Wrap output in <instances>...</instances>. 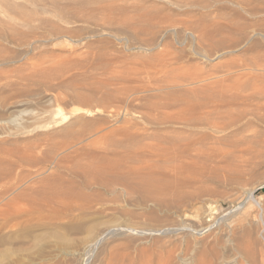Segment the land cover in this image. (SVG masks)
<instances>
[{
  "label": "rangeland",
  "instance_id": "1",
  "mask_svg": "<svg viewBox=\"0 0 264 264\" xmlns=\"http://www.w3.org/2000/svg\"><path fill=\"white\" fill-rule=\"evenodd\" d=\"M9 1H11V3H12L13 0H9ZM9 1L5 2V4H6L5 5L3 0H2L3 5L6 8H8L7 11L5 10V7H3V5L0 3V8H1V10H0L1 11L0 12V16H1L0 17V24L2 25L0 28L2 30H4V29L5 30H11V29L15 30V35H12L8 31H5V32L2 33V35H4L3 39H2V36H0L1 37L0 38V54H2V55H0V106H1V103H2V106L0 107V171H1L0 175H3L5 173H7L8 170L12 167V165L13 166L14 165L17 166L16 167L17 170L15 169L13 171L14 173L19 171V169H20L19 165H20L21 161H23L25 159H31L32 161H36L37 162V165L33 166L34 169H32V168H30L31 170L29 169L30 171H35L38 168L46 169L47 167H49V164L47 163V160L49 158H52V157L54 158L56 156H61L62 155V150L67 147L68 148L67 153L70 151L69 154L64 153L62 155L63 157L64 156H68V157H66L67 161L65 162V164L68 166V164H70V163L71 164H73V163L75 164L78 161H79L78 162L79 164L76 163L77 166L70 164L69 167L72 168V166H74L77 169L75 170V168H73L72 169L73 172H71V175H73L74 177L68 175L69 177H67L66 180H68V181L71 180L70 182H71V185L73 187H76L77 186L76 184H78V190H80V192L84 191V193H85V191H86L87 195H88V193H89V196L93 195L92 197L93 198L95 197V200L96 199L97 200L99 199L98 201L101 200V204L104 206V208L108 205L106 207V208H108L106 211L110 212V213H107V212H105V213L110 215L109 216V215L106 214V216H108L107 218H108V221H109V223H108L109 227L118 226V227H121V228H127V227L130 226V223H131L130 227H134V226H135V228L142 227L140 229L149 228L147 230H150V229L155 230V229L158 228L159 230H161V229L165 230V228H166V229L175 230V231L177 229V231H179L178 230L179 228H185L186 229V226H188L187 229L189 231H184L183 232V231L180 230L181 232H183L182 237L180 235L182 233L180 231L179 232L176 231L175 234H173L174 236L173 235L164 236V237L158 236L159 239H157L158 237L155 236L153 240L156 239L155 241H157V242L151 241L152 243L149 242L147 244H144V243L141 244V243H138V242H134L135 244L138 243L139 247L137 246V244L135 245L133 242H129V240L125 241V238H123V236L118 237L119 239L117 238V240H116V238H113V239H115V242H111V244L109 246V247L112 248L111 249V254H107V252L106 253H100L99 258L97 260H95L94 264H125V262H123V261H127L126 264L127 263L131 264L130 262H134L132 264H139V263L140 264H145V263L151 264V263H149L150 262L149 259H151V258H152V260H151L152 263L155 262L154 264L158 263V262H156V259L158 260V258L162 259V261H164L166 264H168V263L170 264V261H172V258H173L172 264H174V261L177 264H180V260L186 258L187 256L189 258L190 254H191L192 257L195 258V260H194V262H195V261H197V259L203 258V257H205L207 261L208 260L211 261V259H212L211 256H212V254H215V253L217 255L219 254L220 256L221 255L222 256H224V255H226V256L228 255L229 256L230 255L229 257L227 256L226 258L229 261H231L234 258L233 260H235L234 261L235 263L232 260L233 264H258V263L259 264H264V110L256 108V106L258 107V105L259 106H263L262 104L264 103V101L256 102V104L254 103V104H252L251 107H249L250 109L248 108V110H250V111L253 110L252 113L257 115V116L255 117V115H254V117H255V118L253 117L254 120H251V122L254 121L251 124L253 126L250 127L251 126L250 125L249 126L250 129L246 128L247 129L246 132L245 133L243 132V135L245 136V138L247 137V139L244 140L245 142L243 141V143L242 142L240 144L238 143L239 146L237 144H233V145H230V146L226 145V147L224 146L225 148L221 147L222 150H224L223 152L225 153V154L224 153L220 154L221 158H220V155H218V156L216 155L217 156L216 158L213 157L211 160L204 161V163L202 162V163H198L199 165H194V166H199V170L197 169V167H194L197 170L194 169L189 174L185 173L187 175V176L185 175V177H184V173H182L181 175H183V177H182V178H184L183 180L181 178V175L179 174L180 176L178 175L179 177H177V178H179V180H181V181L177 180L176 177H172L173 178V182L174 181L175 182L179 181L180 184L178 185L179 182H176V184L173 185L176 188L172 187V190L173 189L174 190L173 191L171 190V193L174 194L173 196L176 197V200H175L174 197H172L173 201L175 200V202L172 201V204H170L171 206L168 205L169 207L165 206V208H164L162 206V208H164L165 210H162L160 208V211H161L160 214H162V213L164 214V213H166L165 211L168 210L167 214L169 216L167 215V218L161 220L162 223L166 222V223H164L166 225L163 224L165 226V228H163V225H162L161 222H153L152 221L153 222V223L151 222L152 224L150 223V221L147 222L148 219H145V218H146V213H147L148 210H146V209L142 210L141 209V211H140L139 207L136 208L137 206L135 207L134 204L129 203V200H131L129 198V196L126 198V199H128V202L125 203L126 199L124 198L125 196L123 195L124 192L121 191L119 188L113 187V186H112L113 188L111 186H105V187L104 186H100V184L99 185L96 184L98 182L95 179H93L91 177L88 178L89 176L85 177L84 174H83V171H81L83 169L80 170L78 168V166L82 162H83L82 164L84 165V163L87 164L90 161L89 159H88L89 161L87 159H84L80 154H83V152H86V151H92V150L94 151L95 150L94 147L86 146L88 143L87 144L84 143V142L90 141V136H88L89 133H90L89 135H91L93 133L91 135V139L93 137H95V136L97 137L98 134H99V136H98L99 138L102 136L103 138L101 137L102 139L101 138H100L101 140L99 139V141H100L99 144H101L102 142H104V140L106 142L108 137H110L112 139L113 137H111L110 135L111 134L114 135V133H115V136H114L113 139H116V140L124 139L123 138L124 136L121 135L122 132L119 129L122 130L123 127L124 128H129L130 127V129H131L132 123H134L136 125H134V126L132 125V130H130L131 132H128V134H131V133H133L132 131L135 130L134 133L132 134L133 136L131 135V137H136V135L142 136L141 134H143L144 131H146L145 133H149V132H152V130H154V129L156 130V129L159 128V127L158 128L157 127L156 128L153 127L154 128L153 129L152 126L146 125L145 122H144L145 123L144 124L143 122L140 121V120L143 119L141 117H142V115L144 113L143 106L141 105L142 102L134 103V106L131 109H134L132 112H135V113H132V112H131L132 114L131 113H127L126 110H123L124 107H122V102L119 99L118 94H120V98H122V96H124V95H122L123 92H125V94H126L127 91H131L132 92V91L138 89V87H140V89H138V91H142V90H145V91H142L143 94L140 93L139 96H141V95L145 96V95L148 94L147 93L148 90L149 91L152 90V92L148 91L149 92V96H150L151 94L153 95V90L154 89L164 88L163 85H165V87H167L168 83H170V85L172 83V86H175L174 83H175V81H177V78H179L180 76L182 77V75H184V74L186 76L190 75L189 77L192 76V78L197 79V80H202L203 79V81L206 82V83L205 82L203 83V81H201V83L197 82L196 84L194 83V85H189L188 87H187L186 84H185L186 87H185V85L184 86L183 85L179 86L180 88L181 87L184 88V89L186 88L185 92L188 93L186 100H190V103L192 102L191 99L193 98V96H192V94L189 95V92L190 93L194 92L193 95H195L194 96L195 98H193V103L192 104H195L194 101L197 98H198L197 101L200 102L201 104H205V101H207V103H209V105H210L211 102L215 103L219 99H213L212 97H215L216 96L215 94L217 92H218L217 93L218 97L216 96V98H219L221 94H223V96H225L226 94L227 95H229V94L230 95H237L236 91L238 93H240L238 91L239 89H240V91H242L244 89L243 90L244 93H245V91L246 92H250V90L253 91V89L255 88V85H256V87L258 86V88H257L258 90H263L264 88H262V87H264V83H263L264 80H262V79H264V77L260 78L258 80V78L257 79H256V77L254 78L253 74H249L248 75V72H249L248 68H249V64L253 65V66H256L257 63H258V65L256 67L259 66L258 68L260 70L264 68V39L262 40L263 42H261L260 41L261 39L259 37H257L256 39L252 40L251 43H249L247 45H244V43H240L239 47L235 48L234 50H231L229 47L233 45V43H232V35L234 34L233 33L234 31L231 32L232 30H246V31H248V30H252L253 29V30H256V32L259 33L260 35L263 34V36H264V31H261V30H264V27H263L264 24L260 25V23H264V22H261V21H264V20H262L264 18V15H263L264 10H262V8L264 9V0H262V1L261 0H258V1H256V0L255 1L242 0L243 2H241V3L239 2L240 0H237V1L231 0V1L235 2V3L231 2L230 0H227V1L226 0H223V1L222 0H220V1L216 0L217 1L216 3L219 4V6L217 4H215L214 0L213 1L212 0H205V1H209V3L207 2L209 7H207V4H205L206 2L204 0L203 1L200 0V3L202 1L203 4L205 5L204 6L205 8L203 6L196 5L195 7L192 6L193 9L191 7H184V6L181 7V8H184V9H181L179 7L177 8V5H175L176 3L173 2L172 0H170V1H172L174 4L171 3L170 6L172 4L173 5L170 7L168 5L170 2L165 0L168 3V4L166 3L168 5L167 9L168 10L170 9L172 11V13H170L171 11L169 10L170 11V12H168L169 14L167 13V9H165V7H167V5L164 4V2H165L164 0H156V1L152 0V1H154V2H151L153 4L148 3L151 0H148V1L144 0V1H147V2H144L145 3L144 6L147 5L148 8L150 9V11L149 10H146V11L143 10L140 13H138L139 11L133 12V14H135L137 16V17L135 16L136 17L135 20H134V15H132L131 13H129V16H128V13H127V15L125 13H122L124 15L121 17V14H119L120 15L119 16L118 13H114L113 14V13H109L107 11L102 10V9L106 8L107 6L109 7L110 4H114V3H112L113 1H111V0H94L95 2L93 0H89L91 2L93 1L94 3L92 2V3H90L88 5L89 6L88 7L89 11H87L85 13L83 12L84 15H86L91 10L97 11V10H99L101 8H102L101 9L102 12L103 13L105 12L106 14L104 15L103 13H101V11L100 12L91 11L93 15H90V17L88 19L84 18L83 17L84 15H82V17H81L83 19H80V15H79L78 16L79 19L76 18V20L69 19V18L67 20V19L63 18L64 19L63 21L64 22L67 21V23H64L63 21H61L62 19H61L60 16H62V17H64V16L63 15H59V14L57 15L56 14L57 13L56 9L59 8V7L60 8H67V6H68V8H73V7H76L80 2L87 1V0H76L74 3H73L74 0H64V1H62V3L60 2V4H58L59 0L58 1L56 0V2L54 0H53V2H52V0H49V1L52 2L51 4H50L49 1L48 2L46 1V3H45V1H43L44 2L43 3L42 0H40V1L36 0V2L38 3V6H37L36 3H34V4H36L34 6V4H33L34 0H29V1L28 0H24V1L23 0H15L16 3H18V5L15 3V1H14L13 4L15 5V8L17 10H19V12L18 11L15 12L16 9L14 10V5L11 4L10 6H8L7 3H10ZM25 1H28V2H25ZM120 1L121 0H117L116 2L117 3L119 2L122 5H125L126 3L128 4L129 2L133 3V1H136V3L140 2L138 0H129V1L127 0L125 2L123 0H122L123 2H120ZM162 1H164V2H162ZM211 1H212V3H211ZM218 1L219 2L222 1V2L218 3ZM225 1L228 2V3H226ZM250 1H251V4L247 3V2H250ZM0 2H1V0H0ZM41 2L43 3V5H42ZM54 2L56 3L57 6L54 5ZM105 2H110V3L108 4V3H105ZM157 2H159V3H157ZM229 2H230V4L232 3L231 6H230ZM255 2H258V3L260 2V3L256 4ZM19 3L23 6V8L25 7L26 9L23 10V8L20 7ZM39 3L43 6L42 7L43 9H44V7L46 8V6H47V9L50 7L49 10L50 9L54 10L55 14H54V11H52L53 13L51 12L52 14L49 13L51 10L50 11L47 10L49 14H47V11L45 13V9L43 11V9L40 7L41 5ZM63 3H64V5H63ZM102 3H103V5L105 3L104 6H106V7H104L102 5ZM117 3H115V4H117ZM119 3L117 5H120ZM224 3H226V4H224ZM245 3L248 4L247 7H246ZM25 4H26V6H25ZM30 4H31V8L33 6L34 7L37 6L36 8L33 7L34 9H37V10H35L36 12H38V10L41 9L43 11V13H45L46 15L42 14L41 11L38 12V13L41 12V14L38 15L36 12H34L33 8L30 9V11H31L30 15L31 14H33V15H31L32 19H31V17H28V18H30V21L32 20L31 21L32 24L30 23V21H29V23H30V25L33 28L29 29V27L27 25H25V24H27V21H25V20H28V19H26L27 17H24L23 15H22L23 17L20 16V13L24 14L23 11H25L27 9L29 10V8H30L29 5ZM150 4H151L152 8H153V6H154V8H156V9L153 8L155 11L156 10H160V9H161V11L155 12L151 7H149ZM154 4H157V5H154ZM158 4H159V8L157 7ZM161 4H163V5H161ZM203 4L201 3L199 5H203ZM210 4H212V5H210ZM241 4L242 5L245 4V5H243L245 7H242ZM255 4H256V6H255ZM16 5H17V7H16ZM44 5H46V6H44ZM227 5H228V7L226 8ZM237 5L241 6V8L238 7ZM11 6H12V8H11ZM173 6L174 7L176 6L175 7L176 9L172 8ZM235 6L237 8H239V9H237ZM251 6H252V8H251ZM202 7H203V10L199 9V8H202ZM206 7L209 10L208 9L206 10ZM210 7H212V8L215 7V8L211 9ZM249 7L251 8V9H249L250 12H253V10H254L255 13L254 12L253 13L255 15L252 14V13L249 14L248 10H246V8L248 9ZM10 8L13 9L12 10L13 12L10 10ZM18 8H21V10H23V11L21 12L20 9H18ZM148 8L146 7L145 9H148ZM187 8H189V9H187ZM195 8H198L197 11L198 12L200 11L201 13L199 12L200 13L199 14L197 11L195 13V10H194ZM218 8H219V10L221 9L220 12H219ZM242 8H245V9H243V10H245V12L242 10ZM255 8H257L256 10H258V12L255 11ZM258 8H261V9H258ZM173 9H174V11H173ZM179 9H180V11H179ZM190 9H191L192 12H190ZM204 9H205V11H204ZM240 9L242 11H239ZM2 10L5 11V12L11 11L10 13H12V14L15 13L13 15L17 14V16L19 15L20 17L19 16L18 17L17 16H13V17L9 18L10 15H12V14L8 13L9 14L8 15L6 13V15H8V19H7V18H5L6 16L4 17L5 12L2 13L3 12ZM28 10H27V13H29ZM183 10H184V12H183ZM212 10H214L216 12L214 13V11H212ZM147 11H149V12H147ZM181 11H182V16H180L181 13L178 14V12H181ZM203 11H204V13H206L205 16H203L204 15ZM210 11H212V13H210ZM233 11H235V12L238 11V13H234ZM32 12H34L35 14L32 13ZM152 12H155V14L152 13ZM175 12L178 15H176ZM186 12L189 15H191V16H189ZM193 12L195 13V16L192 15V14H194ZM256 12L258 13V15H260V16L262 15L263 18H262V16L261 17L258 16ZM261 12H262V14H261ZM27 13L25 12L24 15L26 16ZM143 13L147 17L145 15H143ZM107 14H110V15L107 16ZM111 14H113L112 16L115 15L114 18L118 17L117 20L119 18L121 20V18H123V17L125 18V16L126 17L127 16L130 17V15H131V17L133 18V21H131L132 20L131 17L129 19L125 18V21H124V18L121 21L120 20L116 21V19H114L111 16ZM161 14H165V15L162 16ZM171 14L173 16L176 15V17H171L172 16ZM52 15L54 16L55 19H53ZM138 15H139V17H138ZM151 15H152V17H150ZM154 15H156V16L159 15V17L155 16L156 17L155 18V17H153ZM196 15H200V16H196ZM249 15H251V17ZM28 16H29V14H28ZM33 16H35L36 19H34ZM144 16H145V18H144ZM201 16H203L202 17L203 19H200ZM2 17H3V19H2ZM56 17H58L57 19H59L61 22L56 20ZM110 17H111V19H110ZM163 17H165L166 19H164ZM12 18H14V19L18 18L19 22H15V21H18V20L17 19L13 20ZM23 18H25V20ZM93 18H94L95 21L92 20ZM151 18H152V20H149ZM157 18H158V20L160 22L157 20ZM167 18H170V19H167ZM260 18H261V20L259 21ZM136 19H138L140 21H138ZM174 19L177 21L176 24H175V20ZM44 20H46V22L49 20L50 22L48 21V24H47L46 22H44ZM51 20H52V22L53 21L54 22H58L60 27L63 26L65 28L62 29L63 28L62 27L61 28L62 31H61L59 29L60 27H58L56 25L57 26V28H56L54 23H51ZM83 20H86V22L83 21ZM89 20H90V22H88ZM153 20H154V22H153ZM155 20H157V21H155ZM165 20H166L167 23H165ZM7 21L10 22V23L6 24ZM82 21H83V24H82ZM128 21L132 22V23H135V22L139 23L138 27H140V28H136V29H132V30H127L126 29L127 31H123L125 29L123 27V25H119V27H118V24H119L118 22H120V24L121 23L125 24V22H128ZM144 21L145 22L147 21V22L144 23ZM150 21H151V23L148 24V22H150ZM173 21H174V23H173ZM192 21H195L196 23L194 22V24H196V25H192L193 24ZM197 21H199V23ZM207 21H209V22H207ZM11 22L13 23L14 27L12 26ZM36 22L40 23V25L39 24L37 25ZM73 22H77L79 24H77V23L74 24ZM99 22H101V23L103 22L102 25L101 24L99 25ZM162 22L164 24H162ZM212 22H214L215 24L213 23V25L218 27V28H214L213 25L211 26L210 24H212ZM15 23L17 25H18V23L19 24L23 23V25L15 26ZM44 23L46 24V26H45ZM94 23H96V24L94 25ZM159 23H161V24H159ZM197 23H198V25H197ZM4 24H6L7 26L6 25L4 26ZM9 24L13 28L8 26ZM42 24H43V29H42V26H41ZM55 24H57V23H55ZM65 24H67V25L64 26ZM85 24H88V25H86L87 27L85 26ZM90 24L93 27L90 26ZM115 24H117V25H115ZM167 24H168V26H166ZM180 24H182V25H180ZM96 25L98 27H94ZM153 25H154V29H151V28H153L152 27ZM253 25H255L256 27H254ZM26 26H27V29L25 28ZM53 26L55 27L54 28L55 30L52 28ZM221 26H222V28H221ZM15 27H16V29H14ZM17 27H19V29ZM111 27H113V28H111ZM186 27L189 28V29H186ZM261 27H263V28H261ZM117 28H118V30H116ZM146 28H147V30L151 29L150 30L151 33L152 32L155 33V32L158 31V34L156 33V35L152 33L153 36H156V38L152 37L151 36L152 34L150 33V31L148 30L149 31L148 32L146 30ZM155 28L156 29L159 28V29L156 30ZM25 29H26V31L29 29L30 32H28L29 30L26 32ZM56 29H57L58 33H59V31H61L60 32L61 34L58 35V33L56 32ZM137 29L140 30V31H138ZM179 29H180V31H179ZM213 29L214 30H219V29H221V30H229L231 33H228L229 32L228 31L227 32L228 35L227 34H225V35L224 34L223 35L219 34V35H215V38L212 37L211 39H208L206 41L203 40L204 42H201V43H202V45H204V49H203L202 45L199 44L200 41L196 40L197 38L196 39L195 38H191L190 35H188V34H193L194 36H198V31H200V30H213ZM133 30H135V32ZM22 31H23L24 34L21 33ZM48 31L52 32V33L54 31V34H52V33L49 34ZM64 31L67 34H65ZM62 32H63V35H62ZM146 32H147V34H145ZM171 32H172V34H171ZM25 33L26 34L29 33V34L26 35ZM31 33H34V34L31 35ZM55 33H57V34L55 35ZM6 34L8 35V37H6L7 36ZM20 34L23 35V36H21ZM64 34H65V36H64ZM199 34H200V32H199ZM164 35L169 36V37L171 35H173V36H172V39H170L171 37L170 38L167 37L166 39H164L163 38V37H165ZM9 36H10L11 39L15 38L18 41L14 40V42H13V39L10 40ZM20 36H21V39L23 37L24 40L22 39V41L24 43L20 40ZM45 36H46V38H45ZM52 36H54V37H52ZM220 36L222 38H220ZM16 37L19 38V39H17ZM151 37L154 38V39H152ZM175 37H176V40H175ZM26 38H28L29 41L26 40ZM149 38L152 39L150 42H149V40H150ZM179 38H183V39H179ZM217 38H219V39H217ZM155 39H158L159 41L155 40ZM167 39L170 40L169 43L171 45V48L169 47L170 45L167 42L168 41ZM223 39H224V42H221ZM154 40H155L156 47L158 46L157 48L155 47L154 43H151V42H154ZM165 41L167 42L168 45L166 43H164ZM197 41H199V43H197ZM207 41H209V42H207ZM256 41H257V43L259 42L258 43L259 45L255 43ZM189 42L190 43L194 42L195 44L192 43L191 45H189L190 44ZM210 42H212V44H213V45L209 44L211 47L208 46V43H210ZM178 43H180V46H179ZM183 43H185V44H183ZM186 43H188V44H186ZM19 44H21V45H19ZM182 44L184 46H182ZM151 45H152V49L150 50L149 48H151ZM153 45H154V47H153ZM220 45L224 49H221L219 47ZM144 46L146 48H148V49L145 50L146 48ZM187 46H189V47H187ZM227 46H228V49L225 48ZM257 46H259V47L262 46V47L259 48ZM174 47H175V49H174ZM184 47L186 49L187 48L188 49L186 50V49H184ZM196 47H198L197 49L200 48L199 50H201V51L198 50L199 52H197V50L195 49ZM206 47H207V50H206ZM208 48H210V49H208ZM211 48H215V50H213ZM176 49L179 52H177ZM193 49L196 50V51L194 50V54H193ZM166 50L167 51L169 50V53ZM180 50L181 51L183 50V51L181 52ZM217 50L221 51V52L218 54ZM222 50H224V52H226L228 50H231V51H229V53L226 54V55H220L221 53H223ZM170 51H173L172 52L173 54ZM211 51H213V52H211ZM232 52H234V53H232ZM175 53H176V55H174ZM185 53L188 55V57H187V55ZM207 53L210 54V55L211 54L212 55L213 54L214 55H216V54L220 55V58L219 57L217 58L216 57L217 55L216 56H214V55L210 56ZM173 55L175 56V59H176L175 61L173 60L174 59ZM189 55H190V57H189ZM192 55H194V57ZM196 55H198L201 58V60L199 58L195 59V57H198ZM227 55H228V57H226ZM177 56H179V57H177ZM202 56H205V57H202ZM211 57H215V58H211ZM208 58H210L211 61H210V59L207 60ZM168 59H169V61H168ZM202 59H203V61L206 59V61L203 62ZM162 61H164V62H162ZM165 61L168 64V66L165 64ZM163 63L166 66H164ZM246 63H247V67L245 66ZM230 64H232V65L234 64V65L231 66ZM160 65H162V66H160ZM191 65H193V67ZM235 65L236 66L238 65L239 67H235ZM240 65L243 66V67H246V71H243V69H242V67ZM260 66H261V68H260ZM160 67H162V68L164 67V69L167 68L168 71H166V73L167 72L170 73V71H171V73L170 74L167 73V76H165L166 75V73H165L166 69L163 71V69L160 68ZM226 67H228V68H226ZM191 68H193V69H191ZM157 69H159V71ZM200 69H202L204 71L205 74L203 72L202 73H203V75H205L204 76L205 79L203 78V75H200V74H202ZM196 70H197V72H199V71L200 72L198 74H196L197 73ZM229 70H231V71H229ZM235 70H237V71H235ZM146 71H147L148 75H147ZM183 71H185V73ZM190 71H192V72H190ZM238 71H239V73L235 74V72H238ZM241 71L243 73H241ZM156 72H161L160 76L163 75V74L164 75L162 77L158 78L159 77V73H156ZM162 72H163V74H162ZM233 72H234V75L229 76L230 80H232L233 82L232 81H228L227 79L229 77L227 78V76L232 74ZM190 73H192V75ZM225 74H227V76H225ZM238 74L244 75L243 76L244 78L242 76L240 77V75H238ZM146 75L149 76V77L151 76V77L148 79V77ZM185 75H184V77H186ZM194 75H195V77H194ZM197 75H199V76H197ZM232 76L235 79L238 78L239 81L238 82H237V80L235 81V79H233ZM245 76L246 77L248 76L247 77L248 79ZM135 77H136L137 81L135 80ZM144 77H147V78L144 79ZM153 77H155L156 79L158 78V80L161 79V78L162 79L159 80V81L158 80L155 81L153 79V81H152ZM165 77H168L171 80H168ZM175 77H176V80H174ZM123 78H124V80H123ZM164 78H165L166 81L163 84ZM249 78H253L254 80L251 81V79H249ZM131 79L132 80L134 79L135 83H133ZM140 79H141V81L143 83L140 82ZM146 79L149 80V81L147 80L148 83L144 82ZM245 79L249 80L248 81L249 83H247V81ZM122 80L124 82L126 80L127 81L124 84ZM150 80L152 82H150ZM172 80H174V81H172ZM197 80H195V82ZM219 80H221V81H219ZM223 80H225L224 81L225 83L223 82ZM257 80L258 81L261 80L260 82L262 84L260 82H258V84H257V82H256ZM154 81L155 82H159V83H161L160 81H162L161 84H163V85H160V84L158 85L157 83L155 85ZM217 82H223V83L217 84ZM226 82H228V83H226ZM253 82H254V84H253L254 88L251 87ZM140 83H142L143 85L141 84L140 86L138 85V87H137L136 85L140 84ZM144 83H145L146 87H144L145 86ZM151 83H152V85H150ZM230 83H231V85H230ZM240 83H241V85H239ZM127 84H128V86H127ZM221 84L222 85L224 84V86H222ZM123 85H126L127 89H126V86H123ZM133 85L135 87H132ZM170 85L168 84L169 87H170ZM259 85H261V86L263 85V86L259 87ZM121 86H123V88ZM161 86H163V87H161ZM201 86H204L205 89L203 87H201ZM207 86H208V88H207ZM221 86L224 87V88H221ZM141 87H143V88L141 89ZM229 87H230V89H229ZM233 87H235V88H233ZM192 88H193V91L191 90ZM201 88H202V90H201ZM236 88H237V90H236ZM146 89H147V91H146ZM227 89H228V92L226 91ZM257 89H254V90H257ZM116 90L117 91L119 90V91L117 92ZM174 90H175V92H173ZM174 90H172V89L170 90L171 93L173 92V94H171V98L172 99L170 98V95H169L170 91H169V94H168L169 96L167 95L168 90L164 91L166 93L165 95H164V92H163V94H160L159 97H162V99H164L165 101L169 99V101H166V102H170L171 101V102H174V103L175 102L178 103L177 102L178 99H179V101L182 100V102H183V100L186 97H184V99H183L182 96L176 95L177 94L176 93V89H174ZM203 90L206 93L208 91V93L207 94L205 93V95L208 98L210 97L209 101H211V102L208 101V98L206 96L205 97L207 99H205ZM231 90H233V91L236 90V91L233 92ZM198 91L199 92H203V93H201L202 95L199 94ZM212 91L213 92L216 91V93L213 94ZM229 91H231V92H229ZM210 92H212V93H210ZM114 93H117V97L118 98L116 97V95ZM197 93H198V96H197ZM209 93L211 94V96H210ZM174 94L176 95V97L174 96ZM212 94H213V96H212ZM110 95H112V97ZM182 95H184V94H182ZM108 96L111 97V98L108 99ZM166 96H168L169 98H167ZM184 96H186V95H184ZM201 96H203V97H201ZM105 97H106V99H105ZM113 97L114 98L116 97L115 101L113 100L114 99ZM173 97H174V100L176 98H177V100L174 101ZM45 98H46V100H45ZM159 99L160 98H156V100H155V98H153L151 100L154 102V101H158ZM112 101H113V103H111ZM182 102L180 101L179 103H182ZM186 102H188V105H191L189 103V101H186ZM186 102H183V103H186ZM116 103H118V104H116ZM138 103L140 104V106H139ZM114 104H115V106H114ZM218 104L220 105L221 103L218 101L216 105H218ZM253 105L254 106L256 105V106L254 107ZM221 106H223V105L221 104ZM139 107H141L142 109L140 110ZM179 107H177V108H179ZM119 108H120V110H119ZM137 108H138V110H137ZM240 108H241V106H240ZM240 108L238 110H240ZM56 109H60V110L63 111L62 112V116L61 117L59 116L60 119L58 118V116L56 117L55 115H53L54 111ZM115 109H118L119 111L116 110V113H114ZM233 109L231 111H233ZM82 110H84V111H82ZM138 111L142 112L141 115L137 114V113H140ZM86 112H87V114H85ZM99 112H101V113H99ZM112 112H113V114H111ZM254 112H258V113L256 114ZM100 114H102V115H100ZM115 114H116V116H115ZM127 114H129L130 116L127 115ZM136 114L138 116H136ZM133 115H135V117ZM80 116H82V117H80ZM123 116H125L124 119H123ZM131 116H133L135 118V120ZM112 117H114V118H112ZM127 117H128L129 120H132V123H130L131 121L127 120ZM257 117H259V118H257ZM260 117H261V119H260ZM56 118H58V119L56 120ZM117 118H120V119H118V121H117ZM137 118H139V119H137ZM15 120H17V121H15ZM124 120L128 121V122H125ZM133 120H134V122H133ZM120 121H121V123H120ZM142 121H144V120H142ZM122 122H125L124 126L122 125L123 124ZM140 122H141L142 126L140 125ZM58 123H60V124H58ZM127 123H130L129 126H128ZM137 123H139L138 127H137V125H138ZM90 124H92L93 126H91ZM86 125H88V126H86ZM67 126L68 127L71 126V128H73V130H75L72 136H75L78 133V135L75 136L76 139L78 138L77 140H80V142H81V139L85 140V141L82 140L83 143L81 142V145L79 144V142H77V140L75 141L74 137L73 138H69L70 139V140H68L69 143L66 141L68 138L64 139L63 136H62L63 138L60 137L61 135L58 134L59 131L61 129L67 127ZM89 127L90 128L92 127L91 129L94 130V131H91L92 133L88 129ZM96 127H98V128L95 130ZM99 127H100V129H99ZM118 127H119V129H118ZM135 127H137V128H135ZM142 127H143V129H142ZM86 128H87V131L89 132L88 134H87V132L85 133V131H86L85 129ZM101 128H102V130H101ZM105 128H107V130ZM116 128H117V131H116ZM48 129H50V130H48ZM136 129H138V130H136ZM140 129H142V130H140ZM146 129L147 130L151 129V131L149 130L147 132ZM98 130H100V132L97 133ZM112 130H114L113 133L111 132ZM118 130L121 132L120 135H119L120 132ZM136 131L138 133H140V132L141 133L138 134V133H136ZM161 131L163 133V130H161L160 128L158 130H156L155 133L157 134V137H155V138H158V132H159V136L160 135L162 136ZM94 132H96L95 135H94ZM101 132H104L105 134L103 133V135H102ZM107 132H109L110 135ZM117 132H119V133H117ZM81 133L82 134L85 133L84 136L87 134L88 137H82L81 136V139H80L79 136H80ZM107 134L109 136H107ZM104 135L107 136L106 139L104 138ZM96 137H95V139L98 138V137L97 138ZM125 141H126V139H125ZM64 143L67 144L66 147H65ZM60 145H62V146L64 145L63 146L64 148L61 149L59 147ZM70 145H72V146H70ZM73 145L75 147H76V145H78V147H80V148L76 147V150H78L79 152L74 149L75 147ZM51 146L53 147L54 151L52 150ZM83 147H84V149H83ZM57 148H60L59 151H58ZM50 149H51V152H50ZM52 151H53V153H52ZM60 152H61V154H60ZM58 154H60V155H58ZM231 154H232V156H231ZM77 155H79L81 158L80 157L78 158ZM226 157H228V158H226ZM72 158H76L75 160L73 159V163H72V161L70 162V160ZM37 159L40 161L41 166L38 165L39 161ZM68 160H69L70 163L68 162ZM207 163H209V165ZM213 163H214L215 166L213 165ZM42 164H43V166H42ZM82 164H81V166H82ZM201 164H203V165H201ZM205 164H206L207 167L210 166V164H212L211 167H208V168H210L209 170H208V168L206 166H204ZM45 165H46V167H45ZM87 165H89V164H87ZM1 166H4L3 167V171L1 169ZM200 166H202V167H200ZM243 166H244V168H243ZM203 167H205V169H207V170H205ZM6 168H9V169H6ZM212 168H213V170H212ZM24 169H27V168H24ZM74 170H75V174H73ZM64 171L65 170H63V172ZM195 171L198 172L197 176H195V174H197V173L194 174ZM57 172L59 174H61V173L64 174L60 170L57 171ZM200 172H201V174H199ZM49 174H53V169H50V173ZM190 174H192V176ZM75 175H77V176L75 177ZM61 176L63 178H66L67 175L65 173V176L64 175H61ZM188 176L189 177L191 176V178H189ZM198 176H199V178H197ZM194 177L196 178V180H195ZM83 178H85V180ZM192 178H194V179H192ZM92 180H94L95 182L92 181ZM185 180H188V181H185ZM3 181L5 182L6 180H3ZM79 181H80V185L78 183ZM81 181H82V183L84 185L81 184ZM86 181H87V183H86ZM192 181H193V183H195L194 185H193ZM75 182H77V183L75 184ZM92 182H94L95 184H91ZM188 182L191 184L190 185L191 186V190L189 189L190 186H187L189 184ZM72 183H74L76 186H74V184H72ZM183 183H185V184H183ZM181 184L184 185L185 187L184 186L180 187ZM81 185H83V186H81ZM95 185H97V186H95ZM192 187H193V189H192ZM187 188H188V191H189L188 193H187ZM87 189L89 191H87ZM94 191H95L94 194L96 196H98V197L94 196V194L92 193ZM183 191L186 192L187 194L186 193L184 194ZM97 192H99V193H97ZM249 192L253 193V201H249L248 200V193ZM100 193H102L101 194L102 197L107 202H104L102 197H100L101 196ZM181 194H183V195H181ZM196 194H197V196L198 195L199 196L197 197ZM227 194H229V195H227ZM116 195H117V197H116ZM178 195H179V197H178ZM182 196H184V197H182ZM177 197L180 199L179 201H178ZM111 198H115V199L112 201ZM110 199H111V202H114V201H116V202L111 204L109 202ZM117 199H119V200H117ZM181 199H183V200H181ZM102 200H103V202H102ZM177 201L180 202V204ZM127 205H128V207H127ZM129 205H131V206H129ZM207 205H209L211 207H213V206L215 207L216 206V209L212 208L213 210H210L211 214L215 213V214H213V216L209 213V209H208ZM174 206H175V208H174ZM199 206H201V207H199ZM118 208H119V210L122 209L121 210L122 212L121 211L118 212L117 211ZM168 208L172 209V210L176 209L177 211H176V213H175V210H173L174 213H173L172 210H171L172 212L171 211L169 212ZM194 208H195L196 211H194ZM199 208L200 209L202 208L201 212H200ZM203 208H204V210H203ZM217 208H218V210H217ZM197 209H199V210H197ZM214 209H215V211H214ZM123 210H128V212H132L134 214L129 215L127 212L125 213ZM111 211H113V214L111 213ZM193 211H194V213H193ZM212 211H214V212H212ZM231 211H233V213ZM177 212L178 213L180 212L181 214L180 213L179 214L181 216H179V214ZM197 212H198V214H200L199 215V219L201 218L200 221H202L199 224L197 223V221H196V224H195L192 220H190V219H192V216H194V214L197 213ZM206 212H207V214H206ZM120 213H122V215L125 214L126 216H124V215L121 216ZM141 213H143V214H141ZM190 213H193V214H190ZM208 213L210 214V217L212 219L211 222H209L210 225H211V228H210L211 231H208V232H205V233L200 232L201 234L199 233V235H198V233L195 232V230L198 231L199 229L201 230L202 228H204V226H203L204 224H202L203 227H201L200 225H201V223H206L208 220H210V217L208 216ZM160 214H159V216H162ZM185 214H187V216H189L190 218L187 217ZM144 215H145V217H142ZM132 216H134V217H132ZM95 217H92V218H95ZM125 217H127V218L131 217V218L127 219ZM87 218L89 220V217H87ZM87 218H85V219L87 220ZM98 218L99 217H97L96 219H98ZM181 218L182 219L185 218L186 222H185L184 219L182 220ZM206 218L208 220H206ZM204 219H205V221H203ZM216 219H217V222L213 223V222L216 221ZM90 220H91V216H90ZM167 221H169V222L167 223ZM171 221L175 224L174 227H176V228L173 227V225H172L173 223L171 224ZM65 222H67V221L65 220ZM177 222H178L179 225L176 224ZM187 222H189L191 224H189ZM55 223H60V222H56L55 220L49 218V216H44L43 215V216H41L40 218H37V219L27 220V222L25 224L26 225H40L41 227H43L44 225L55 224ZM61 223H64V221L61 222ZM117 223H118V225H116ZM119 223L120 224L122 223V225H119ZM127 223H128V226H127ZM159 223H161V224H159ZM209 223L207 222V226H208ZM212 223L215 226H213ZM132 224H135V225L133 226ZM158 224L162 225L161 229H160V227H157V228L156 227H149V226H155V225L158 226ZM167 224H169L170 226L172 225L171 229L169 228V226ZM183 224H184V227H183ZM124 225H125V227H124ZM193 225H194V227L196 226L195 227L196 229L193 227ZM219 225L220 226L222 225L221 226L222 229H220ZM143 226H144V228H143ZM146 226H148V227H146ZM189 226L191 228H189ZM225 226H227L226 227L227 230L225 229ZM214 227L215 228L219 227V228L217 230ZM214 229H215V231H214ZM225 231H227V232H225ZM40 232L41 231H39L38 233L40 234ZM172 233H174V231ZM190 233H191V235H190ZM218 233L219 234H222V233L224 234V235H221L222 238H221V236H219ZM226 233H228V234H226ZM248 234H249V237L247 236ZM227 235H229V236H227ZM225 236H226V238H225ZM250 236H251V238H250ZM165 237H168V238H165ZM185 237H186V239H185ZM233 237H234V240H233ZM79 238H81V237L65 236V239H71L70 241H65V240L54 238V237L45 236L44 239L42 240V242L38 243L39 246L36 245L33 249H31L28 252V254H24L22 256H18L16 254L15 255H11L9 260L11 262H15L16 264H32L37 259L39 251L41 252V250H42L44 252V254H46L49 251L63 250V249H66L67 247L72 248V247L78 245L76 240L79 239ZM160 238H163V239L165 238V240H167V241H170V239H171L174 243L177 242L178 244H176V243L175 244L178 245L179 250L180 249L181 250L177 251L176 250L177 247H175L174 243H172L171 241L170 242L172 244L170 242L167 243V241L165 242V240L163 241V239H160ZM176 238H178V239H176ZM191 238H193V240ZM200 238L202 239V242H199V241H201ZM180 239H185V240L183 241V240H180ZM187 239H190V240L188 241ZM203 239H205V241H203ZM223 239H225V240H223ZM118 240H120V241H118ZM160 240L162 242H160ZM221 240H223V241L221 242ZM227 240L229 241V243H228ZM232 240H233V242H232ZM253 240H254V243L255 242L258 243L259 247H255L254 246L258 250L254 249L253 245H256L257 243L253 244ZM193 241H195V242H193ZM258 241L260 242V244H259ZM197 242L201 244V245L199 244V246L203 250L202 249L200 250L198 248L199 246H197L198 245ZM217 242H219V245L221 244V246H218V244L216 245ZM224 242H226V245H225ZM126 243H127V246H126ZM161 243L166 244V245H163ZM192 243H194V244H192ZM237 243H239V244H237ZM158 244H160L161 246L163 245L165 247L162 246L163 247L162 248ZM189 244H190V246H188ZM202 244H204V245L202 246ZM122 245H124V246H122ZM173 245H174L175 248L172 247ZM179 245H182V246H179ZM228 245H229V247H228ZM238 245H240V246H238ZM251 245H252L253 248H251ZM258 245H256V246H258ZM118 246H120V247H118ZM128 246H130V247H128ZM134 247H136V248L133 249ZM147 247H148V250L147 249L145 250L144 248H147ZM188 247H189L190 250H188ZM221 247L223 249H225V250H223ZM129 248H130V251H129ZM184 248H186V249L184 250ZM193 248L195 249L194 252L197 253V254H195L193 252V250L191 251V249H193ZM108 249L109 248H107V251H108ZM141 249H142V251H141ZM251 249L252 250L254 249L253 250L254 251L253 254L254 253L255 254L253 256H251L252 255V250ZM135 250L138 253L135 252ZM168 250H169V253H168ZM210 250H213V252L211 251L212 254H210L211 253ZM255 250L258 253L255 252ZM118 251H119V253H117ZM124 251L125 252H130L129 255H127L128 253H125ZM147 251H149L150 254ZM181 251H183V253ZM204 251L207 252V255H206V252H204ZM216 251H218L219 253H217ZM221 251L223 252V254H222ZM238 251H240V252H238ZM133 252H135V254ZM142 252H143V254H141ZM155 252H156V254H158V258L154 257L153 254H155ZM159 252H161L162 254L164 253V256H160L159 257V255H160ZM170 252H171V254H175V256L171 255ZM172 252H174V253H172ZM144 253L146 255H144ZM167 253L169 255H171V256H168ZM188 253H190V254H188ZM198 253H200V256L198 255ZM245 253L247 254V256H248V253L250 255L247 257ZM156 254H155V256H156ZM151 255H153V256L150 257ZM180 255H181V257H180ZM185 255H186V257H185ZM165 256H168V258L165 257ZM231 256H233V257L231 258ZM153 257L155 258V261H154ZM161 257L167 258V259L163 260V258H161ZM250 257H253V259L251 258V260L249 261ZM254 257L256 259H258V261L255 259V263H253L254 262ZM116 258H118V259H116ZM169 258L171 259L170 261H169ZM24 259H26V260H24ZM85 259H86V254H84L81 257V260H80L81 263H83ZM119 260H121V261H119ZM141 260H142L143 263L139 262ZM159 261H161V260H159ZM162 261L159 262V263L162 264L163 263ZM5 262L6 261L4 260L2 263H5ZM165 263H163V264H165ZM215 263L222 264V263H220V261L219 262H216V261H213V260L211 261V264H215ZM194 264H196V262ZM207 264H209V263H207Z\"/></svg>",
  "mask_w": 264,
  "mask_h": 264
},
{
  "label": "bare ground",
  "instance_id": "2",
  "mask_svg": "<svg viewBox=\"0 0 264 264\" xmlns=\"http://www.w3.org/2000/svg\"><path fill=\"white\" fill-rule=\"evenodd\" d=\"M5 0H3V2H4ZM7 1H9V0H6L5 2H7ZM14 1L15 0H13L12 1V3H11V1H9L10 3H7L8 4V6H10L11 4L12 5H14L13 3H14ZM24 1V0H23ZM22 1V2H23ZM29 1V0H28ZM28 1H25V2H28ZM35 1V2H34ZM33 1V4L34 3H36L37 4V6H38V3L36 2V0H34ZM37 1H40V0H37ZM43 1H45V3H46V1L48 2L49 0H42V2ZM55 2H56V0H54ZM58 1V0H57ZM62 1H64V0H59V2H58V4H60V2L62 3ZM76 0H74L73 1V3L75 2ZM94 1V0H93ZM92 1V2H93ZM111 1H113L112 3H114V4H110V6L107 8L106 6H104L105 5V3H110V2H105L104 3V5H103V3H102V5L104 6V7H106V8H104V9H102V10H104V11H107V12H109V13H118V15L119 14H121V17L124 15V14H122V13H125L126 15H127V13H128V16H129V13H131L132 15H134V20H135V18L137 17L135 14H133V12H136V11H139L138 13H140L141 11H143V10H149L150 11V9L148 8V6L146 5V6H144V2H147V1H144V0H138V1H140V2H137L136 3V1H133V3H131V2H129L128 4L126 3L125 5H122L121 3H119L120 5H117L118 3L116 2L117 0H111ZM124 2L125 1H127V0H123ZM122 0L120 1V2H123ZM129 1V0H128ZM143 1V2H142ZM156 1V0H155ZM165 1V0H164ZM164 1H162V2H164ZM168 2H170L169 4L165 1L164 2V4H168L169 6H170V4L171 3H173V2H175L176 4L175 5H177V8L179 7V8H181L182 6H184V7H191L192 8V6L193 7H195L196 5H198V6H205L204 4H203V0L201 1V3L203 4V5H199V4H201L200 3V0L198 1V0H172V1H170V0H167ZM205 1V0H204ZM213 1V0H212ZM212 1H211V3H212ZM215 1V4H217L216 2V0H214ZM220 1V0H219ZM218 1V3H221V2H219ZM227 1V0H226ZM225 1V2H226ZM231 1V0H230ZM235 1H237V0H235ZM247 1V0H246ZM245 1V2H246ZM251 1H255V0H251ZM251 1L250 2H247V3H250L251 4ZM256 1H258V0H256ZM262 1V0H261ZM3 2H2V0H1V4L3 5ZM5 2H4V4H5ZM18 2V1H17ZM24 2V3H25ZM41 2V3H42ZM50 2V4L53 2V0H52V2L51 1H49ZM54 2V5H56V3ZM91 1H89V0H87V1H82V2H80L76 7H73V8H68V6H67V8H57L56 9V14L58 15H63L64 17H62V16H60L61 17V21H63L64 19H67L68 20V18L69 19H73V20H76V18L77 19H79L78 18V16L80 15V19H83V18H81L82 17V15H84L83 14V12L85 13V12H87V11H89V4L90 3H92ZM95 2V1H94ZM93 2V3H94ZM151 2H154V1H149L148 3H151ZM199 2V3H198ZM206 3L205 4H207V2L209 3V1H205ZM231 2H233V1H231ZM240 3L241 2H243L242 0H240L239 1ZM238 2V3H239ZM15 3H16V1H15ZM21 3V2H20ZM19 3V5H20V7L21 8H23V6L21 5ZM44 3V2H43ZM43 3H42V5H43ZM115 3H117V4H115ZM156 3V2H155ZM157 3H159V2H157ZM226 3H228V2H226ZM226 3H224V4H226ZM233 3H235V2H233ZM237 3V4H238ZM254 3V2H253ZM256 4H259L258 2H255ZM262 3V2H261ZM17 5H18V3H16ZM32 4V5H33ZM36 4H34V6L36 5ZM40 4V3H39ZM49 4V5H50ZM107 4V5H108ZM151 4H153V3H151ZM151 4H150V6L149 7H151ZM166 4V5H167ZM174 4V3H173ZM172 4V5H173ZM214 4V3H213ZM214 4V5H215ZM229 4H230V2H229ZM232 4V3H231ZM231 4H230V6H231ZM246 4V3H245ZM245 4H243V5H245ZM256 4H255V6H256ZM6 5V4H5ZM17 5H16V7H17ZM28 5V4H27ZM41 5V4H40ZM40 6L41 8L43 7V6ZM63 5H64V3H63ZM99 5V4H98ZM154 5H157V4H154ZM161 5H163V4H161ZM165 5V6H166ZM168 5H167V7H165V9H167L168 8ZM171 5V6H172ZM210 5H212V4H210ZM218 6H219V4H217ZM216 5V6H217ZM221 5V4H220ZM236 5V4H235ZM239 5V4H238ZM237 5V6H238ZM242 5V4H241ZM242 5V7H245V6H243ZM7 6V7H8ZM25 6H26V4H25ZM30 6V8H29V13H27V10H25V11H23L24 9H26L25 7L23 8V10H21V8H18V9H20V11L22 12H24V14H25V12L27 13V15L25 16L24 14H21L20 13V16H24V17H27L26 19H28V20H25V18H23L25 21H27V24H25V25H27L28 27H29V29L30 28H33L31 25H30V23H31V21H30V18H28V17H31V15H33V14H31L30 15V9H32L31 8V4L29 5ZM36 6V7H37ZM44 6H46V5H44ZM57 6V5H56ZM91 6V5H90ZM153 6V5H152ZM170 6V7H171ZM248 6V4H246V7ZM250 6V5H249ZM254 6V5H253ZM254 6V7H255ZM3 7H5L4 5H3ZM19 7V6H18ZM36 7H34V8H36ZM39 7V8H40ZM66 7V6H65ZM92 7V6H91ZM96 7V6H95ZM102 7V6H101ZM148 8V9H145V8ZM158 8H159V4H158V6H157ZM163 7V6H162ZM176 7V6H175ZM174 6L172 7V8H175ZM203 7L202 8H199V9H201V10H203ZM207 7H209L208 6V4H207ZM206 7V10L208 9ZM221 7V6H220ZM224 7V6H223ZM228 7V5L226 6V8ZM236 7V6H235ZM238 7H240L241 8V6H238ZM11 8H12V6H11ZM10 8V10L12 11L13 9H11ZM33 8V10H34V12H36L35 10H37V9H34ZM38 8V9H39ZM50 8V7H49ZM49 8L47 9V6H46V8L44 7V9H45V13H46V11L48 10V11H50L49 10ZM152 8V7H151ZM153 8H154V6H153ZM152 8V9H153ZM161 8V7H160ZM205 8V7H204ZM211 9H214V8H212V7H210ZM222 8V7H221ZM237 8V7H236ZM251 8H252V6H251ZM250 7L247 9L246 8V10H248V12H249V14L250 13H252V14H254L255 12H254V10H253V12H250V10L249 9H251ZM7 9L8 8H6L5 7V10L7 11ZM16 8H15V5H14V10H15ZM43 9V8H42ZM44 9H43V11H44ZM101 9H99V10H97V11H95V10H91V11H95V12H100L101 11V13H103L102 12V10ZM151 9V10H152ZM154 9H156V8H154ZM153 9V10H154ZM176 9V8H175ZM181 9H184V8H181ZM187 9H189V8H187ZM193 9V8H192ZM217 9V8H216ZM215 9V10H216ZM237 9H239V8H237ZM243 9H245V8H242V10ZM257 8H255V11H257L258 12V10H256ZM258 9H261V8H258ZM0 10H1V8H0ZM152 10V11H153ZM170 10V9H169ZM168 9H167V13L168 12H170ZM178 10V9H177ZM195 10V13H196V11L198 10V8H195L194 9ZM193 10V11H194ZM209 10V9H208ZM218 10H219V8H218ZM221 10V9H220ZM220 10H219V12H220ZM241 9L239 10V11H242ZM262 10H264L263 8H262ZM3 11V10H2ZM9 11V10H8ZM11 11H9V12H5V11H3L2 13H4L5 12V14H4V17L5 18H7L8 19V13H10ZM16 11H18L19 12V10H15V12ZM39 11H41L42 12V14H45V13H43V11L40 9V10H38V12ZM48 11H47V14H49V13H51L52 11H54V10H51L49 13H48ZM88 12L86 15H84L83 17L84 18H86V19H88L89 17H90V15H93L92 14V12ZM149 11H147V12H149ZM155 11V10H154ZM159 11H161V9L160 10H156L155 12H159ZM163 11V10H162ZM173 11H174V9H173ZM179 11H180V9H179ZM204 11H205V9H204ZM204 11H203V16H205L206 15V13H204ZM212 11H214V10H212ZM212 11H210V13H212ZM223 11V10H222ZM244 12H245V10H243ZM252 11V10H251ZM261 11V10H260ZM1 12V11H0ZM13 12V11H12ZM17 12V13H18ZM34 12H32V13H34ZM38 12H36L38 15L39 14H41V12L40 13H38ZM155 12H152V13H154L155 14ZM183 12H184V10H183ZM189 12V11H188ZM190 12H192L191 11V9H190ZM198 12V11H197ZM200 12V11H199ZM198 12V13H199ZM216 11H214V13H215ZM234 13H238V11L237 12H235V11H233ZM243 12V13H244ZM256 12V13H257ZM263 12V11H262ZM262 12H261V14H262ZM1 13V14H2ZM6 13L8 14V15H6ZM53 13V12H52ZM51 13V14H52ZM90 13V14H89ZM146 13V12H145ZM165 13V12H164ZM170 13H172V11L170 12ZM174 13V12H173ZM179 13H181V15L180 16H182V11L181 12H178V14ZM187 13V12H186ZM194 13V12H193ZM195 13L194 14H192L193 16H195ZM197 13V14H198ZM201 13V12H200ZM199 13V14H200ZM209 13V12H208ZM240 13V12H239ZM242 13V12H241ZM10 14H12V13H10ZM13 14H15V13H13ZM10 15V17L9 18H11V17H13V16H17V14L16 15ZM28 14H29V16H28ZM35 14V13H34ZM36 14V15H37ZM54 14H55V11H54ZM89 14V15H88ZM104 15L106 14L105 12L103 13ZM113 14H111V16L113 15ZM142 14V13H141ZM157 14V13H156ZM169 14V13H168ZM175 14L176 15H178L176 12H175ZM174 14V15H175ZM184 14V13H183ZM188 14V13H187ZM191 14V13H190ZM227 14V13H226ZM225 14V15H226ZM260 14V13H259ZM35 15V16H36ZM46 15V14H45ZM108 15H110V14H107V16ZM117 15V14H116ZM117 15V16H118ZM143 15H145L144 13H143ZM142 15V16H143ZM148 15V14H147ZM153 15V14H152ZM152 15L150 16V17H152ZM162 16L163 15H165V14H161ZM172 15V14H171ZM176 15L175 16H171V17H176ZM189 15V14H188ZM208 15V14H207ZM255 15V14H254ZM257 15H258V13H257ZM263 15H264V13H263ZM19 16V15H18ZM17 16V17H18ZM19 16V17H20ZM22 16V17H23ZM35 16H33L34 17V19H36L35 18ZM53 16V15H52ZM51 16V17H52ZM115 16V15H114ZM114 16H112L113 18H114ZM120 16V15H119ZM126 17L125 16V18H127V19H129L130 17H131V15H130V17ZM136 16V17H135ZM141 16V15H140ZM146 16V15H145ZM145 16H144V18H145ZM156 15H154L153 17H155ZM158 17H159V15H157ZM156 16V17H157ZM189 16H191V15H189ZM188 16V17H189ZM192 16V17H193ZM196 16H200V15H196ZM203 16H201V18L200 19H203L202 17ZM250 17H251V15H249ZM258 16H260V15H258ZM262 16V15H261ZM260 16V17H261ZM1 17V16H0ZM37 17V16H36ZM138 17H139V15H138ZM147 17V16H146ZM155 17V18H156ZM221 17V16H220ZM254 17V16H253ZM4 18V19H5ZM58 17H56V20H58V21H60L59 19H57ZM64 18V19H63ZM95 18V17H94ZM94 18L92 19V20H94ZM118 18V17H117ZM117 18H114V19H116V21H118V20H120V18L117 20ZM124 18V17H123ZM123 18H121V20L123 19ZM125 18H124V21H125ZM132 18V17H131ZM141 18V17H140ZM154 18V19H155ZM164 19H166L165 17H163ZM162 18V19H163ZM198 18V17H197ZM258 18V17H257ZM262 18H263V16H262ZM2 19H3V17H2ZM13 20H18V18H16V19H14V18H12ZM20 19V18H19ZM31 19H32V17H31ZM38 19V18H37ZM53 19H55L54 18V16H53ZM110 19H111V17H110ZM161 19V18H160ZM167 19H170V18H167ZM215 19V18H214ZM217 19V18H216ZM23 20V21H24ZM50 20V19H49ZM48 20V21H49ZM91 20V21H92ZM97 20V19H96ZM113 20V19H112ZM120 20V21H121ZM136 20H138V19H136ZM149 20H152V18L151 19H149ZM157 20H158V18H157ZM157 20H155V21H157ZM175 20V19H174ZM213 20V19H212ZM256 20V19H255ZM261 20V18L259 19V21ZM262 20H264V18L262 19ZM6 21V20H5ZM29 21H30V23H29ZM43 21V20H42ZM48 21L46 22V20H44V22H46L47 24H48ZM60 21V22H61ZM83 21H85L86 22V20H83ZM83 21H82V24H83ZM95 21V20H94ZM114 21V20H113ZM115 21V22H116ZM131 21H133V18H132V20ZM138 21H140V20H138ZM137 21V22H138ZM143 21V20H142ZM159 21V20H158ZM196 21V20H195ZM195 21H192V25H196V24H194V22ZM201 21V20H200ZM254 21V20H253ZM258 21V20H257ZM2 22V21H1ZM15 22H19V20L18 21H15ZM50 22V21H49ZM64 22V21H63ZM88 22H90V20L88 21ZM114 22V23H115ZM135 22V21H134ZM147 22V21H146ZM145 21H144V23H146ZM153 22H154V20H153ZM160 22V21H159ZM176 20H175V24H176ZM198 23H199V21H197ZM207 22H209V21H207ZM256 22V21H255ZM261 22H264V21H261ZM5 23V22H4ZM8 23H10V22H6V24H8ZM24 23V22H23ZM23 23L22 24H19L18 23V25H23ZM26 23V22H25ZM37 23V22H36ZM51 23H54V25L56 26H58V27H60V25L58 24V22H52V20H51ZM55 23H57V24H55ZM64 23H67V21L66 22H64ZM74 24L75 23H77V22H73ZM93 23V22H92ZM97 23V22H96ZM96 23H94V25L96 24ZM103 23V22H102ZM102 23L101 22H99V25L101 24L102 25ZM113 23V24H114ZM117 23V22H116ZM119 24H118V27H119V25H123V27L125 28L123 31H127V30H132V29H136V28H140V27H138L139 26V23H132V22H125V24H120V22H118ZM124 23V22H123ZM141 23V22H140ZM149 23H151V21L150 22H148V24ZM158 23V22H157ZM165 23H167L166 22V20H165ZM173 23H174V21H173ZM196 23V22H195ZM198 23H197V25H198ZM202 23V22H201ZM213 23L214 22H212V24H210L211 26L213 25ZM217 23V22H216ZM3 24V23H2ZM6 24H4V26L6 25ZM11 24H12V26L14 27V25H13V23L11 22ZM31 26H29V25ZM32 24V23H31ZM40 25V23H37V25ZM45 24V23H44ZM72 24V23H71ZM77 24H79V23H77ZM159 24H161V23H159ZM162 24H164L163 22H162ZM171 24V23H170ZM215 24V23H214ZM236 24V23H235ZM261 24H264V23H260V25ZM16 23H15V26H18ZM52 25V24H51ZM63 25V24H62ZM67 24H65L64 26H66ZM86 25H88V24H85V26ZM115 25H117V24H115ZM142 25V24H141ZM172 25V24H171ZM180 25H182V24H180ZM2 25L0 24V27H1ZM7 26V25H6ZM8 26H10V24L8 25ZM27 26L25 27L26 29H27ZM42 26V29H43V24L41 25ZM40 26V27H41ZM45 26H46V24H45ZM44 26V27H45ZM57 26H56V28H57ZM90 26H92L91 24H90ZM166 26H168V24L166 25ZM175 26V25H174ZM190 26V25H189ZM214 26V25H213ZM220 26V25H219ZM254 27H256L255 25H253ZM11 27V26H10ZM13 27H11V28H13ZM24 27V26H23ZM51 27V26H50ZM63 27V26H62ZM62 27H60L59 29L61 30V28ZM87 27V26H86ZM93 27V26H92ZM94 27H98L97 25L96 26H94ZM102 27V26H101ZM100 27V28H101ZM117 27V26H116ZM143 27V26H142ZM145 27V26H144ZM153 28H151V29H154V25L152 26ZM156 27V26H155ZM191 27V26H190ZM225 27V26H224ZM264 27V26H263ZM263 27H261V28H263ZM18 29H19V27H17ZM35 28V27H34ZM53 29L55 28L54 26L52 27ZM65 27H63L62 29H64ZM111 28H113V27H111ZM174 28V27H173ZM208 28V27H207ZM213 28V27H212ZM214 28H218V27H216V26H214ZM221 28H222V26H221ZM226 28V27H225ZM1 29V28H0ZM14 29H16V27L14 28ZM26 29H25V31H26ZM28 29V30H29ZM45 29V28H44ZM51 29V28H50ZM52 29V30H53ZM97 29V28H96ZM120 29V28H119ZM127 29V30H126ZM143 29V28H142ZM141 29V30H142ZM150 29V30H151ZM156 29V28H155ZM159 29V28H158ZM158 29H156V30H158ZM161 29V28H160ZM186 29H189V28H187L186 27ZM210 29V28H209ZM255 29V28H254ZM258 29V28H257ZM21 30V29H20ZM27 30V31H28ZM34 30V29H33ZM51 30V31H52ZM55 30V29H54ZM99 30V29H98ZM116 30H118V28L116 29ZM138 30V29H137ZM136 30V31H137ZM146 30H147V28H146ZM149 30V29H148ZM147 30V31H148ZM149 30V31H150ZM5 31H8L9 33H11L12 35H15V30H0V36H2V39H3V36L4 35H2V33L3 32H5ZM26 31V32H27ZM32 31V30H31ZM62 31V30H61ZM61 31H59V33H58V31H57V29H56V32L58 33V35L59 34H61L60 32ZM66 31V30H65ZM64 31V33L65 34H67L66 32ZM134 32H135V30H133ZM138 31H140V30H138ZM137 31V32H138ZM148 31V32H149ZM153 31V30H152ZM179 31H180V29H179ZM185 31V30H184ZM188 31V30H187ZM190 31V30H189ZM192 31V30H191ZM229 30H221V29H219V30H200V31H198V36H194L193 34H188V35H190V37L191 38H197L196 40H199L200 41V43H199V41H197V43H199L200 45H202V43L201 42H204L203 40H208V39H211L212 37H214L215 38V35H219V34H227V32H228ZM234 31V32H233ZM259 31V30H258ZM261 31H264V30H261ZM28 32H30V30L28 31ZM34 32V31H33ZM49 32V31H48ZM47 32V33H48ZM195 32V31H194ZM199 32H200V34H199ZM231 32H233L234 34L232 35V43H233V45L232 46H230L229 48L231 49V50H234L235 48H237V47H239V45H240V43H244V45H247V44H249V43H251V41L252 40H254V39H256L257 37H259L261 40V42H263L262 40L264 39V36H263V34L262 35H260L259 33H257L256 32V30H248V31H246V30H232ZM230 31L228 32V33H231ZM21 33H23V31L21 32ZM35 33V32H34ZM34 33H31V35L32 34H34ZM50 33H52V32H49V34ZM57 33H55V35L57 34ZM150 33H151V31H150ZM153 33V32H152ZM151 33V34H152ZM156 33L158 34V31L157 32H155V33H153V34H155L156 35ZM167 33V32H166ZM181 33V32H180ZM185 33V32H184ZM193 33V32H192ZM263 33V32H262ZM5 34V33H4ZM24 34V33H23ZM26 34V33H25ZM27 34H29V33H27ZM26 34V35H27ZM52 34H54V31H53V33ZM65 34H64V36H65ZM145 34H147V32L145 33ZM153 34L151 35L152 37H154V38H156V36H153ZM165 34V33H164ZM168 34V33H167ZM171 34H172V32H171ZM7 35V34H6ZM21 35V34H20ZM62 35H63V32H62ZM149 35V34H148ZM196 35V34H195ZM228 35V34H227ZM21 36H23V35H21ZM21 36H20V40L22 41V39H23V37H22V39H21ZM158 36V35H157ZM165 37H163L164 39H166L167 37H169V36H166V35H164ZM172 36L173 35H171L169 38L170 39H172ZM230 36V35H229ZM6 37H8V35L6 36ZM12 37V36H11ZM19 37V36H18ZM49 37V36H48ZM47 37V38H48ZM52 37H54V36H52ZM139 37V36H138ZM151 37V38H152ZM160 37V36H159ZM177 37V36H176ZM176 37H175V40H176ZM217 37V36H216ZM1 38V37H0ZM5 38V37H4ZM9 38H10V36H9ZM17 38V37H16ZM44 38V37H43ZM45 38H46V36H45ZM126 38V37H125ZM149 38L150 40H149V42L152 40V39H154V38ZM220 38H222L221 36H220ZM13 39V42H14V40H16L15 38H12ZM11 38H10V40H12ZM17 39H19V38H17ZM159 39V38H158ZM158 39H155V40H158ZM179 39H183V38H179ZM178 39V40H179ZM217 39H219V38H217ZM24 40V39H23ZM26 40H28L29 41V39L28 38H26ZM54 40V39H53ZM52 40V41H53ZM155 40H154V42H151V43H154L155 44ZM161 40V39H160ZM163 40V39H162ZM168 41V43H169V39H167ZM174 40V41H175ZM177 40V41H178ZM186 40V39H185ZM202 40V41H201ZM16 41H18V40H16ZM49 41V40H48ZM159 41V40H158ZM172 41V40H171ZM182 41V40H181ZM187 41V40H186ZM195 41V40H194ZM210 41V40H209ZM209 41H207V42H209ZM23 42V41H22ZM26 42V41H25ZM167 42L165 41L164 43H166L167 44ZM180 42V41H179ZM221 42H224V39L221 41ZM227 42V41H226ZM17 43V42H16ZM24 43V42H23ZM29 43V42H28ZM158 43V42H157ZM190 43V42H189ZM192 43H194V42H191L189 45H191ZM231 43V44H232ZM256 44H258L257 43V41L255 42ZM8 44V43H7ZM148 44V43H147ZM160 44V43H159ZM172 44V43H171ZM174 44V43H173ZM177 44V43H176ZM179 44V46H180V43H178ZM183 44H185V43H183ZM182 44V46H184ZM186 44H188V43H186ZM195 44V43H194ZM193 44V45H194ZM212 44V42H210V43H208V46H210V45ZM228 44V43H227ZM253 44V43H252ZM6 45V44H5ZM19 45H21V44H19ZM150 45V44H149ZM158 45V44H157ZM162 45V44H161ZM168 45V44H167ZM169 45H170V43H169ZM206 45V44H205ZM213 45V44H212ZM255 45V44H254ZM259 45V44H258ZM17 46V45H16ZM207 46V45H206ZM223 46V45H222ZM145 47V46H144ZM150 47V46H149ZM153 47H154V45H153ZM155 47H156V44H155ZM158 47V46H157ZM156 47V48H157ZM170 48H171V45L169 46ZM173 47V46H172ZM187 47H189V46H187ZM200 47V46H199ZM202 47H203V49H204V45H202ZM211 47V46H210ZM215 47V46H214ZM221 49H224L223 47H221V45L219 46ZM257 47H259V46H257ZM260 47H262V46H260ZM259 47V48H260ZM146 48V47H145ZM198 47H196L195 49L197 50V52H199V51H201V50H199V49H197ZM216 48V47H215ZM215 48H211V49H213V50H215ZM226 49H228V46L227 47H225ZM241 48V47H240ZM239 48V49H240ZM148 48H146L145 50H147ZM150 50L152 49V45H151V48H149ZM173 49V48H172ZM174 49H175V47H174ZM184 49H186L185 47H184ZM183 49V50H184ZM188 49V48H187ZM186 49V50H187ZM195 49H193V54H194V50ZM208 49H210V48H208ZM217 49V48H216ZM225 49V50H226ZM162 50V49H161ZM182 50V51H183ZM195 50V51H196ZM199 50V51H198ZM206 50H207V47H206ZM231 50H228V51H226V52H224V50H222L223 51V53H221L220 55H226V54H228L229 53V51H231ZM243 50V49H242ZM164 51V50H163ZM167 51V50H166ZM176 51H177V49H176ZM181 51V50H180ZM181 51V52H182ZM205 51V50H204ZM218 51V50H217ZM249 51V50H248ZM168 53H169V50L167 51ZM171 53L173 52V51H170ZM177 52H179V51H177ZM186 52V51H185ZM207 52V51H206ZM211 52H213V51H211ZM221 51H218L217 53L219 54ZM238 52V51H237ZM187 53V52H186ZM185 53V54H186ZM232 53H234V52H232ZM173 54V53H172ZM181 54V53H180ZM184 54V55H185ZM190 54V53H189ZM196 54V53H195ZM202 54V53H201ZM208 54V53H207ZM231 54V53H230ZM0 55H2V54H0ZM7 55V54H6ZM174 55H176V53L174 54ZM173 55V56H174ZM183 55V56H184ZM187 55V54H186ZM204 55V54H203ZM208 55H210V54H208ZM212 55V54H211ZM210 55V56H211ZM214 55V54H213ZM212 55V56H213ZM217 55V54H216ZM216 55H214V56H216ZM220 55H217L216 57L218 58H220ZM233 55V54H232ZM180 56V55H179ZM179 56H177V57H179ZM193 57H194V55H192ZM196 56H198V55H196ZM181 57V56H180ZM185 57V56H184ZM187 57H188V55H187ZM189 57H190V55H189ZM202 57H205V56H202ZM226 57H228V55L226 56ZM182 58V57H181ZM196 58H199L200 60H201V58L198 56V57H195V59ZM211 58H215V57H211ZM167 59V58H166ZM165 59V60H166ZM173 59V58H172ZM191 59V58H190ZM210 58H208L207 60H209ZM174 61L176 60L175 59V56H174V59H173ZM214 60V59H213ZM212 60V61H213ZM168 61H169V59H168ZM171 61V60H170ZM202 61H203V59H202ZM201 61V62H202ZM204 61H206V59L204 60ZM203 61V62H204ZM210 61H211V59H210ZM162 62H164V61H162ZM255 63V62H254ZM253 63V64H254ZM165 64L168 66V64L166 63V61H165ZM170 64V63H169ZM163 65H164V63H163ZM166 65H164V66H166ZM171 65V64H170ZM231 66H233L232 64H230ZM229 65V66H230ZM256 65V64H255ZM257 65H258V63H257ZM256 65V66H257ZM160 66H162V65H160ZM192 67H193V65H191ZM241 66V65H240ZM245 66L247 67V63L245 64ZM256 66H253V65H250L249 64V68H248V75L249 74H253L254 75V78L256 77V79L258 78V80L260 79V78H263L264 77V68L263 69H259L258 67H256ZM211 67V66H210ZM222 67V66H221ZM235 67H239L238 65L236 66L235 65ZM242 67V69H243V71H246V67H243V66H241ZM160 68H162V67H160ZM213 68V67H212ZM226 68H228V67H226ZM260 68H261V66H260ZM163 69V71L165 70V73H166V71H168L167 70V68H165L164 69V67L162 68ZM191 69H193V68H191ZM197 69V68H196ZM211 69V68H210ZM239 69V68H238ZM245 69V70H244ZM154 70V69H153ZM158 71H159V69H157ZM199 70V69H198ZM201 70V73L203 72L204 73V71L202 70V69H200ZM225 70V69H224ZM240 70V69H239ZM161 71V70H160ZM173 71V70H172ZM226 71V70H225ZM224 71V72H225ZM229 71H231V70H229ZM228 71V72H229ZM235 71H237V70H235ZM154 72V71H153ZM152 72V73H153ZM184 73H185V71H183ZM190 72H192V71H190ZM196 72H197V70H196ZM200 72V71H199ZM199 72H197L196 74H198ZM146 73H147V71H146ZM156 73H159V77L158 78H160V77H162L164 74H163V72H162V74L163 75H161L160 76V73L161 72H156ZM168 73V72H167ZM167 73H166V75L165 76H167ZM170 73H171V71H170ZM170 73H168V74H170ZM194 73V72H193ZM203 73L202 74H200V75H203ZM237 73H239V71L238 72H235V74H237ZM241 73H243L242 71H241ZM240 73V74H241ZM245 73V72H244ZM191 75H192V73H190ZM195 74V73H194ZM205 74V73H204ZM207 74V73H206ZM228 74V73H227ZM227 74H225V76H227ZM240 74H238V75H240ZM147 75H148V73H147ZM146 75V76H147ZM157 75V74H156ZM185 75V74H184ZM184 75H182V77L180 76L179 78H177V81H175V86H172V83H171V85H170V83H168L169 85H170V87L168 86V84H167V87H165V85H163L164 83H165V78H167L168 80H171V79H169L168 77H165L164 78V82H163V84H161L162 83V81H160L161 83H159V82H155L156 80H158V78L156 79L155 77H153L152 78V81H153V79L155 80L154 82H155V85H156V83L159 85H163L164 86V88H157V89H154L153 90V95L151 94L150 96H149V92H152V90L151 91H147V89H146V91H147V95H145V96H139V94L140 93H142L143 94V92L142 91H145V90H142V91H138V89H140V87H138V85L140 86L143 82L141 81V79H140V82H142V83H140V84H137L136 86L138 87V89H136V90H134V91H127L126 92V94H125V92H123L122 93V95H124V96H122V98H120V94H118V96H119V99L121 100V102H122V107H124V109L123 110H126V112L127 113H131L134 109H131V108H133V106H134V103H137V102H142V106H143V110H144V113H143V115H142V117L141 118H143L142 120H144V121H142V120H140L141 122H145L146 123V125H150V126H152V128L153 127H159L161 130H163V133H162V131H161V134H162V136L160 135L159 136V132H158V138H155V137H157V134L155 133L156 132V130H158V129H154V130H152V132H149V133H145L146 131H144V133L143 134H141L142 136H140V135H136V137H131V135L134 133V131H132L133 133H131V134H128V132H131L130 130H132V125L134 126V125H136V124H134V123H132V120H129L128 119V117H127V120H129V121H131L130 123H132V125H131V129H130V127L129 128H122V130L121 129H119V127H118V129L122 132V134H121V132L119 133V132H117V133H119V135L121 134V135H123L122 137L124 138V139H118V140H116V139H113L114 138V136H115V133H114V135L113 134H111L110 135V133L109 132H107V133H109V135L111 136V137H113L112 139L110 138V137H108V139L106 140V142H105V140H104V142H102L101 144H99L100 143V141H99V139L102 137H98L99 136V134H98V138L97 139H95V137H93L92 139H91V135L93 134L91 131H94V130H92L90 127L88 128L89 130H90V132L92 133L91 135H89L90 133L87 131V128L85 129L86 131H85V133L87 132V134H88V136H90V141H87V142H84V143H88L86 146H90V147H94V151L92 150V151H86V152H83V154H80L84 159H89L88 161H89V163H87V164H89V165H87L86 163H84V165L82 164V166H81V164L78 166V168L81 170V169H83V170H81V171H83V174H84V176L85 177H87V176H89L88 178H93V179H95L98 183H96V184H100V186H113V187H117V188H119L121 191H123L124 192V198L126 199L128 196H129V198L131 199V200H129V203H132V204H134V206L136 207V208H140V211H141V209L142 210H148L147 211V213H146V218L145 219H148L147 220V222L148 221H150V223L153 221V222H161L162 223V219H165V218H167V211H165L166 213H162V214H160V208L162 209V210H165L164 208H165V206L167 207L168 205H170V204H172V201H173V199H172V197H174L173 195L174 194H172L171 193V190H172V187H175V186H173L174 184H176V182H179V181H181V180H179V178H177V177H179L182 173H184V177H185V173H187V174H189V173H191V171H193L194 169H196V168H194V167H197V169L199 170V166H194V165H199L198 163H204V161H207V160H211L213 157H217L218 155H220V154H222V153H224L223 151L224 150H222V148L221 147H226V145H233V144H237L238 145V143L240 144L241 142L243 143V141L245 140V139H247V137L245 138V136L243 135V132L245 133L246 132V130L247 129H250L249 128V126L254 122H251V120H254V118L257 116V115H255V114H253L252 112H253V110L252 111H250V110H248V108L249 107H251L252 106V104H256V102H260V101H264V89L263 90H258L257 88H258V86L256 87V85H255V88H254V86H253V84H254V82L252 83V86L251 87H253L254 89H257V90H254L253 89V91L252 90H250V92H246L245 91V93L243 92V90L242 91H240V87L238 88L239 90V92L240 93H238L236 90H237V88H236V93H237V95H225V96H223V94H219L220 95V97L219 98H216V96L218 95L217 93H216V91L215 92H213V94H215L214 96L215 97H212L213 99H219L218 101L223 105V106H221V104L219 105H216L217 104V102L218 101H216L215 103H213V102H211V101H209V98L205 95V91H204V97L206 96L207 98H208V101L209 102H211L210 103V105H209V103H207V101H205V104H201L200 102H198L197 100H198V98L194 101V103L195 104H192L193 103V98H195L194 96L195 95H193L194 94V92L192 93H190L189 92V95H191L192 94V96H193V98L191 99L192 100V102L190 103V100H186L187 99V94L188 93H186L185 91V89L184 88H180L179 86H184L185 84L187 85V87L189 86V85H194V83L196 84L197 82H199V83H201V81H203V79L202 80H197V79H194V78H192V76L191 77H189L190 75H188V76H186V77H184ZM231 75H234V72L232 73V74H230V75H228L227 76V78L229 77V76H231ZM138 76V75H137ZM153 76V75H152ZM169 76V75H168ZM197 76H199V75H197ZM196 76V77H197ZM204 76L205 75H203V78H204ZM224 76V77H225ZM243 77L244 75H240V77ZM148 77V79L151 77H149V76H147ZM147 77H144V79L145 78H147ZM157 77V76H156ZM194 77H195V75H194ZM202 77V76H201ZM238 77V76H237ZM246 77V76H245ZM248 77V76H247ZM246 77V78H247ZM253 77V76H252ZM126 78V77H125ZM140 78V77H139ZM138 78V79H139ZM226 78V79H227ZM232 78L233 79H235L233 76H232ZM231 78V79H232ZM244 78V77H243ZM129 79V78H128ZM143 79V78H142ZM148 79H146L144 82H147V80ZM162 79V78H161ZM161 79H159V80H161ZM201 79V78H200ZM205 79V78H204ZM240 79V78H239ZM248 79V78H247ZM247 79H245L246 81H247V83H249L248 81L249 80H247ZM249 79H251V81L252 80H254L253 78H249ZM123 80H124V78H123ZM122 80V81H123ZM132 80V79H131ZM135 80H136V77H135ZM158 80V81H159ZM167 80V81H168ZM174 80H176V77H175V79ZM174 80H172V81H174ZM195 80H197L196 82H195ZM207 80V79H206ZM228 81H232V80H230V77L227 79ZM237 80V82L239 81L238 80V78L237 79H235V81ZM241 80V79H240ZM256 81L257 82V84H258V82H260V81ZM262 80H264V79H262ZM127 81V80H126ZM125 81V82H126ZM137 81V80H136ZM149 81V80H148ZM151 80H150V82H152ZM209 81V80H208ZM219 81H221V80H219ZM225 80H223V82H224ZM234 81V82H235ZM125 82L123 81V83L125 84ZM130 82V81H129ZM132 82L133 83H135L134 82V79L132 80ZM139 82V81H138ZM137 82V83H138ZM205 81H203V83H204ZM223 82H217V84H219V83H223ZM233 82V81H232ZM236 82V83H237ZM255 82V83H256ZM263 82V81H262ZM128 83V82H127ZM132 83V84H133ZM148 83V82H147ZM146 83V84H147ZM206 83V82H205ZM225 83V82H224ZM226 83H228V82H226ZM245 83V82H244ZM261 83V82H260ZM259 83V84H260ZM264 83V82H263ZM234 84V83H233ZM243 84V83H242ZM262 84V83H261ZM131 85V84H130ZM143 85V84H142ZM144 85H145V83H144ZM149 85V84H148ZM150 85H152V83L150 84ZM154 85V86H155ZM186 85H185V87H186ZM222 85V84H221ZM230 85H231V83H230ZM236 85V84H235ZM239 85H241V83L239 84ZM238 85V86H239ZM123 86H126V85H123ZM123 86H121L122 88H123ZM127 86H128V84H127ZM127 86H126V89H127ZM153 86V87H154ZM163 86H161V87H163ZM199 86V85H198ZM222 86H224V84L222 85ZM221 86V88H224V87H222ZM234 86V85H233ZM237 86V87H238ZM261 85H259V87H260ZM263 86V85H262ZM261 86V87H262ZM131 87V86H130ZM132 87H135L134 85L132 86ZM136 87V88H137ZM144 87H146V85L144 86ZM158 87V86H157ZM160 87V86H159ZM197 87V86H196ZM201 87H203L204 89H205V87L204 86H201ZM228 87V86H227ZM245 87V86H244ZM248 87V86H247ZM143 87H141V89H142ZM207 88H208V86H207ZM233 88H235V87H233ZM242 88V87H241ZM262 88H264V87H262ZM261 88V89H262ZM174 90V89H176V95H180V96H182V98L184 99V97H186L184 100H183V102H186V101H189V103L191 104V105H188V102H186V103H183L182 102V100H180L182 103H179L180 101H179V99H178V103H174V102H166V101H169V99L168 100H164V99H162V97H159V95L160 94H163V92L164 91H167L168 90V93H167V95L169 94V91L170 90ZM200 89V88H199ZM211 89V88H210ZM229 89H230V87H229ZM121 90V89H120ZM192 91H193V88L191 89ZM198 90V89H197ZM201 90H202V88H201ZM208 90V89H207ZM212 90V89H211ZM117 91V90H116ZM119 91V90H118ZM117 91V92H118ZM122 91V90H121ZM120 91V92H121ZM189 91V90H188ZM187 91V92H188ZM210 91V90H209ZM221 91V90H220ZM219 91V92H220ZM227 92H228V89L226 90ZM225 91V92H226ZM231 91H233V90H231ZM231 91H229V92H231ZM235 91H233V92H235ZM119 92V93H120ZM173 92H175V90L173 91ZM173 92L171 93V91H170V98H171V94H173ZM212 92H210V93H212ZM226 92V93H227ZM242 92V93H241ZM109 93V92H108ZM156 93V94H155ZM186 93V94H185ZM198 93L199 94H201V93H203V92H199L198 91ZM198 93H197V96H198ZM207 93H208V91H207ZM206 93V94H207ZM209 93V94H210ZM222 93V92H221ZM224 93V92H223ZM115 95H116V97H117V93H114ZM166 93L164 92V95H165ZM174 94V96L176 97V95ZM182 94H184V95H186V96H184V95H182ZM196 94V93H195ZM213 94H212V96H213ZM225 94V93H224ZM106 95V94H105ZM168 95V96H169ZM202 95V94H201ZM111 97H112V95H110ZM114 96V95H113ZM168 96H166L167 98H169ZM200 96V95H199ZM210 96H211V94H210ZM111 97H109L108 96V99L109 98H111ZM115 97V98H116ZM164 97V96H163ZM201 97H203V96H201ZM205 97V99H207ZM218 97V96H217ZM48 98V97H47ZM94 98V97H93ZM114 98V97H113ZM115 98L113 99L114 101H115ZM118 98V97H117ZM153 98H155V100H156V98H160L158 101H152L151 99H153ZM80 99V98H79ZM105 99H106V97H105ZM118 99V100H119ZM172 99V98H171ZM170 99V100H171ZM190 99V98H189ZM45 100H46V98H45ZM117 100V101H118ZM173 100H174V97H173ZM175 100H177V98L175 99ZM174 100V101H175ZM186 100V101H185ZM200 100V99H199ZM211 100V99H210ZM106 101V100H105ZM116 101V102H117ZM215 101V100H214ZM78 102V101H77ZM108 102V101H107ZM144 102V103H143ZM202 102V101H201ZM111 103H113V101L111 102ZM115 103V102H114ZM119 103V102H118ZM118 103H116V104H118ZM138 103V104H139ZM204 103V102H203ZM207 103V104H206ZM262 103V102H261ZM183 104V105H182ZM259 104V103H258ZM111 105V104H110ZM113 105V104H112ZM121 105V104H120ZM263 106H259L258 105V107L256 106V108H259V109H263L264 110V103L262 104ZM1 106H2V103H1ZM0 106V107H1ZM114 106H115V104H114ZM117 106V105H116ZM119 106V105H118ZM139 106H140V104H139ZM180 106V107H179ZM237 106V107H236ZM240 106H241V108H240ZM254 106V105H253ZM254 106V107H255ZM15 107V106H14ZM121 107V106H120ZM177 107H179V108H177ZM111 108V107H110ZM116 108V107H115ZM118 108V107H117ZM135 108V107H134ZM140 108V110L142 109L141 107H139ZM234 108V109H233ZM240 108V110H238ZM61 109V108H60ZM60 109H56L55 111H54V114L53 115H55L56 117L58 116V118L60 119V117L62 116V110H60ZM114 109V108H113ZM233 109V111H231ZM250 109V108H249ZM80 110V109H79ZM116 110L117 111H119L120 110V108H119V110L118 109H115V112L114 113H116ZM137 110H138V108H137ZM82 111H84V110H82ZM81 111V112H82ZM97 111V110H96ZM136 111V110H135ZM168 111V112H167ZM47 112V111H46ZM89 112V111H88ZM98 112V111H97ZM102 112V111H101ZM101 112H99V113H101ZM125 112V113H126ZM138 112H140V113H137V114H140L141 115V111H138ZM146 112V113H145ZM84 113V112H83ZM82 113V114H83ZM132 113H135V112H132ZM131 113V114H132ZM254 113H258V112H254ZM85 114H87V112L85 113ZM111 114H113V112L111 113ZM136 114V116H138ZM46 115V114H45ZM100 115H102V114H100ZM123 115V114H122ZM125 115V114H124ZM127 115H129V114H127ZM139 115V116H140ZM254 115H255V117H254ZM44 116V115H43ZM52 116V115H51ZM60 116V117H59ZM87 116V115H86ZM93 116V115H92ZM114 116V115H113ZM115 116H116V114H115ZM120 116V115H119ZM118 116V117H119ZM130 116V115H129ZM134 117H135V115H133ZM133 116H131L132 118H134ZM260 116V115H259ZM77 117V116H76ZM80 117H82V116H80ZM254 117V118H253ZM58 118H56V120L58 119ZM68 118V117H67ZM112 118H114V117H112ZM125 118V116H123V119ZM130 118V117H129ZM140 118V117H139ZM139 118H137V119H139ZM253 118V119H252ZM257 118H259V117H257ZM102 119V118H101ZM118 119H120V118H117V121H118ZM122 119V120H123ZM260 119H261V117H260ZM78 120V119H77ZM83 120V119H82ZM126 120V119H125ZM124 120V121H125ZM134 120H135V118H134ZM134 120H133V122H134ZM15 121H17V120H15ZM55 121V120H54ZM84 121V120H83ZM53 122V121H52ZM56 122V121H55ZM125 122H128V121H125ZM125 122H122L123 124V126H124V124H125ZM141 122H140V125H141ZM61 123V122H60ZM60 123H58V124H60ZM64 123V122H63ZM71 123V122H70ZM78 123V122H77ZM120 123H121V121H120ZM119 123V124H120ZM130 123H127L128 124V126H129V124ZM136 123V122H135ZM144 123V124H145ZM56 124V123H55ZM69 124V123H68ZM112 124V123H111ZM138 125H137V127L139 126V123H137ZM91 126H93L92 124H90ZM121 125V124H120ZM86 126H88V125H86ZM127 126V127H128ZM142 126V125H141ZM140 126V127H141ZM149 126V127H150ZM253 125H251L250 127H252ZM59 127V126H58ZM137 127H135V128H137ZM139 127V128H140ZM145 127V126H144ZM98 127H96L95 128V130L97 129ZM109 128V127H108ZM134 128V129H135ZM148 128V127H147ZM247 128V129H246ZM44 129V128H43ZM99 129H100V127H99ZM106 130H107V128H105ZM142 129H143V127H142ZM142 129H140V130H142ZM48 130H50V129H48ZM52 130V129H51ZM101 130H102V128H101ZM105 130V131H106ZM136 130H138V129H136ZM139 130V131H140ZM147 130V129H146ZM151 131V129H148L147 130V132L148 131ZM43 131V130H42ZM74 131L75 130H73V128H71V126H67V127H65V128H63V129H61L60 131H59V135H61L60 137L61 138H63L64 137V139L65 138H68L66 141L69 143V141L68 140H70L69 138H75V141L78 139H76V135H78V133L75 135V136H72L73 135V133H74ZM104 131V130H103ZM116 131H117V128H116ZM44 132V131H43ZM98 132H100V130H98L97 131V133ZM112 133L114 132V130H112L111 131ZM85 133H81L80 134V136H79V138L81 139V136L82 137H88L87 136V134L84 136V134ZM95 133L96 132H94V135H95ZM102 133V135H103V133L104 132H101ZM136 133H138L137 131H136ZM135 133V134H136ZM141 133V132H140ZM140 133H138V134H140ZM105 134V133H104ZM49 135V134H48ZM55 135V134H54ZM108 134H107V136H109ZM113 135V136H112ZM118 135V134H117ZM118 135V136H119ZM129 135V136H128ZM63 136V137H62ZM106 135H104V138L106 139V137H107ZM128 136V137H127ZM133 136V135H132ZM78 137V136H77ZM121 137V136H120ZM249 137V136H248ZM103 138V137H102ZM101 138V139H102ZM100 139V140H101ZM125 139H126V141H125ZM250 139V138H249ZM82 140H84V139H81V142H82ZM35 141V140H34ZM85 141V140H84ZM66 142V143H67ZM77 142H79V144L81 145V142H80V140H77ZM245 142V141H244ZM83 143V142H82ZM65 144V143H64ZM78 144V145H79ZM99 144V145H98ZM66 145L67 144H65V147H66ZM78 145H76V147H78ZM62 145H60L59 147L62 149V148H64L63 146L61 147ZM70 146H72V145H70ZM74 146V145H73ZM83 146V145H82ZM85 146V147H86ZM239 146V145H238ZM15 147V146H14ZM52 147V146H51ZM75 147V146H74ZM76 147L74 148L75 150H76ZM224 147V148H225ZM228 147V146H227ZM60 148H57L58 149V151H59V149ZM67 148V147H66ZM63 149L62 150V155L64 154V153H67V150H68V148L67 149ZM78 148H80V147H78ZM77 148V149H78ZM235 148V147H234ZM83 149H84V147H83ZM236 149V148H235ZM29 150V149H28ZM27 150V151H28ZM52 150L54 151V149H53V147H52ZM81 150V149H80ZM53 151H52V153H53ZM74 151V150H73ZM76 151H78V150H76ZM49 152V151H48ZM50 152H51V149H50ZM70 152V151H69ZM69 152L67 153V154H69ZM79 152V151H78ZM226 152V151H225ZM76 153V152H75ZM34 154V153H33ZM60 154H61V152H60ZM60 154H58V155H60ZM225 154V153H224ZM227 154V153H226ZM237 154V153H236ZM61 155V156H62ZM217 155V156H216ZM56 156V157H52V158H49L48 160H47V163L49 164V167H47L46 169H42V168H38V169H36L35 171H30L31 169L30 168H32V169H34L33 168V166H35V165H37V162L36 161H32L31 159H25V160H23V161H21V163H20V165H19V171H17V172H13L15 169H16V167L17 166H13L12 164V167L9 169V168H6V169H9L8 170V172L7 173H5V174H3V175H0V264H16L15 262H11L10 260H9V258H10V256L11 255H18V256H22V255H24V254H28V252L31 250V249H33L36 245H38V243H40V242H42V240L44 239V237L45 236H47V237H54V238H57V239H61V240H65V241H70L71 239H65V236H72V237H81V238H79V239H77L76 241H77V243H78V245L77 246H74V247H72V248H70V247H67L66 249H63V250H58V251H49V252H47L46 254H44V252L41 250V252L39 251L38 252V257H37V259L35 260V262L34 263H32V264H94L95 263V260H97L98 258H99V255H100V253H106L107 252V254H111V247H109L110 246V244H111V242H115V239H113V238H116V240H117V238L118 237H121V236H123V238H125V241L126 240H129V242H138V243H141V244H147V243H152L151 241H155V240H153L154 239V237L155 236H162V237H164V236H170V235H173V234H175V232L177 231V229H176V231L175 230H169V229H166L165 228V226L164 225H166V224H164V223H166V222H164V223H162V225H163V228H165V230H162L161 229V226L162 225H159V224H161V223H159L158 224V226H149V227H160V229L161 230H159L158 228L157 229H155V230H152V229H150V230H147V229H149V228H145V229H140V228H142V227H137V228H135V224H132L134 227H130L131 226V223H130V226L129 227H127V228H121V227H118V226H111V227H109V225H108V223H109V221H108V216H106V214L107 213H110V212H107L106 210L108 209V208H104V206L101 204V200L100 201H98L97 199L95 200V197L93 198L92 196H89V193H88V195H87V193H86V191H85V193H84V191H82V192H80V190H78V184H76L77 182H75V184L77 185H75L74 183H72V184H74V186H76V187H73L72 185H71V180H66L67 179V177H69V176H73V175H71V172H73L72 171V169L73 168H75L74 166H72V168L71 167H69L70 166V162L72 161V163H73V159L75 160L76 158H72L71 160H70V162H69V160H68V162L70 163V164H68V166L65 164V162L67 161V159H66V157H68V156ZM76 156V155H75ZM231 156H232V154H231ZM44 157V156H43ZM42 157V158H43ZM77 157L79 158L80 156L79 155H77ZM224 157V156H223ZM230 157V156H229ZM81 158V157H80ZM220 158H221V155H220ZM226 158H228V157H226ZM225 158V159H226ZM45 159V158H44ZM231 159V158H230ZM38 160V159H37ZM39 161V160H38ZM84 161V160H83ZM86 161V160H85ZM232 161V160H231ZM46 162V161H45ZM75 162V161H74ZM79 162V161H78ZM78 162H76V163H78ZM87 162V161H86ZM235 162V161H234ZM3 163V162H2ZM76 163L74 164H71V165H76ZM79 164V163H78ZM86 164V165H85ZM208 165H209V163H207ZM243 164V163H242ZM247 164V163H246ZM38 165H40L41 166V163H40V161L38 162ZM201 165H203V164H201ZM211 165L212 164H210V166H208V167H211ZM213 165H214V163H213ZM42 166H43V164H42ZM77 166V165H76ZM204 166H206V164L204 165ZM215 166V165H214ZM3 167L4 166H1V169H2V171H3ZM6 167V166H5ZM45 167H46V165H45ZM200 167H202V166H200ZM207 167V166H206ZM207 167V168H208ZM233 167V166H232ZM24 168H27V169H24ZM204 169H205V167H203ZM236 168V167H235ZM243 168H244V166H243ZM5 169V170H6ZM30 169V170H29ZM50 169H53V174H49L50 173ZM77 168H75V170H76ZM196 169V170H197ZM202 169V168H201ZM200 169V170H201ZM210 168H208V170H209ZM17 170V169H16ZM61 171V172H63V170H65L63 173L64 174H59L57 171ZM75 170H74V173L73 174H75ZM205 170H207V169H205ZM212 170H213V168H212ZM78 171V170H77ZM202 171V170H201ZM211 171V170H210ZM238 171V170H237ZM241 171V170H240ZM1 172V171H0ZM79 172V171H78ZM205 172V171H204ZM65 173H66V178H63L61 175H64L65 176ZM164 173V174H163ZM195 173H197V174H195ZM77 174V173H76ZM180 174V175H179ZM193 174V173H192ZM192 174H190L191 176H192ZM194 174H195V176H197L198 175V172H194ZM199 174H201V172L199 173ZM69 175V176H68ZM179 175V176H178ZM77 175H75V177H76ZM79 176V175H78ZM187 176V175H186ZM191 176L189 177V178H191ZM74 177V176H73ZM172 177H176L177 178V180H179V181H174L173 182V178ZM183 177V175H181V178ZM187 177V178H188ZM172 178V179H171ZM195 178V177H194ZM194 178H192V179H194ZM197 178H199V176L197 177ZM69 179V178H68ZM84 180H85V178H83ZM82 179V180H83ZM87 179V178H86ZM184 178H182V180H183ZM186 179V178H185ZM207 179V178H206ZM3 180H6L5 182L3 181ZM90 180V179H89ZM195 180H196V178H195ZM73 181V180H72ZM92 181H94V180H92ZM185 181H188V180H185ZM191 181V180H190ZM3 182V183H2ZM90 182V181H89ZM88 182V183H89ZM95 182V181H94ZM94 182H92L91 184H95ZM195 182V181H194ZM79 183V185H80V181L78 182ZM86 183H87V181H86ZM189 183V182H188ZM187 183V184H188ZM192 183H193V181H192ZM81 184H83L82 183V181H81ZM180 184V182L178 183V185ZM183 184H185V183H183ZM186 184V185H187ZM195 183H193V185H194ZM84 185V184H83ZM83 185H81V186H83ZM191 184L189 183L187 186H190ZM192 185V186H193ZM86 186V185H85ZM92 186V185H91ZM95 186H97V185H95ZM177 186V185H176ZM182 186H184V185H182L181 184V186L180 187H182ZM247 186V185H246ZM90 187V186H89ZM99 187V186H98ZM112 187V188H113ZM178 187V186H177ZM185 187V186H184ZM81 188V187H80ZM79 188V189H80ZM92 188V187H91ZM176 188V187H175ZM189 188V187H188ZM188 188H187V193L189 192L188 191ZM89 189V188H88ZM87 189V191H89ZM104 189V188H103ZM108 189V188H107ZM185 189V188H184ZM183 189V190H184ZM190 190H191V186H190V188H189ZM192 189H193V187H192ZM119 190V191H120ZM174 190V189H173ZM172 190V191H173ZM117 191V190H116ZM184 192V191H183ZM191 192V191H190ZM93 194L95 193V191L94 192H92ZM97 193H99V192H97ZM96 193V194H97ZM118 193V192H117ZM181 193V192H180ZM186 192H184V194H185ZM186 193V194H187ZM91 194V193H90ZM102 193H100V195H101ZM223 194V193H222ZM221 194V195H222ZM181 195H183V194H181ZM227 195H229V194H227ZM94 196H96L95 194H94ZM176 196V195H175ZM196 196H197V194H196ZM199 196V195H198ZM197 196V197H198ZM92 197V198H91ZM96 197H98V196H96ZM100 197H102V195L100 196ZM116 197H117V195H116ZM178 197H179V195H178ZM177 197V198H178ZM182 197H184V196H182ZM186 197V196H185ZM175 198V200H176V197H174ZM102 199L104 200V198L102 197ZM112 199V201L115 199V198H111ZM111 199H110V203L112 204V203H114V202H116V201H114V202H111ZM198 199V198H197ZM103 200H102V202H103ZM107 200V199H106ZM117 200H119V199H117ZM127 200V201H126ZM125 200V203L126 202H128V199H126ZM175 200L173 201V202H175ZM180 199L178 198V201H179ZM181 200H183V199H181ZM248 200L249 201H253V193L252 192H249L248 193ZM177 201V202H178ZM104 202H107V201H105L104 200ZM179 204H180V202H178ZM107 204V203H106ZM119 204V203H118ZM184 204V203H183ZM116 205V204H115ZM124 205V204H123ZM210 205V204H209ZM209 205H207V207H208V209H209V213L211 214V212H210V210H213L212 208H215L216 209V206L214 207H211V206H209ZM129 206H131V205H129ZM133 206V207H134ZM162 206L164 207V208H162ZM171 206V205H170ZM173 206V205H172ZM176 206V205H175ZM175 206H174V208H175ZM187 206V205H186ZM117 207V206H116ZM115 207V208H116ZM127 207H128V205H127ZM169 207V206H168ZM199 207H201V206H199ZM203 207V206H202ZM205 207V206H204ZM237 207V206H236ZM114 208V209H115ZM197 208V207H196ZM169 209V208H168ZM192 209V208H191ZM200 209V208H199ZM199 209H197V210H199ZM202 209V208H201ZM201 209H200V212H201ZM215 209H214V211H215ZM112 210V209H111ZM122 210V209H121ZM121 210H119V208H118V212L119 211H121ZM172 209H169V212L171 211ZM173 210H175V213H176V209H173ZM172 210V211H173ZM190 210V209H189ZM203 210H204V208H203ZM206 210V209H205ZM217 210H218V208H217ZM216 210V211H217ZM109 211V210H108ZM125 213L127 212L129 215H132V214H134V213H132V212H128V210H123ZM132 211V210H131ZM171 211V212H172ZM181 211V210H180ZM194 211H196L195 210V208H194ZM194 211H193V213H194ZM207 211V210H206ZM214 211H212V212H214ZM105 212H107V213H105ZM122 212V211H121ZM143 212V211H142ZM164 212V211H163ZM168 212V213H169ZM232 213H233V211H231ZM239 212V211H238ZM111 213L113 214V211H111ZM160 215H162V216H159V214ZM173 213H174V211H173ZM178 213V212H177ZM180 213V212H179ZM178 213V214H179ZM188 213V212H187ZM193 213H190V214H193ZM208 213V216L210 217V214ZM115 214V213H114ZM121 214V216H126L125 214H123L122 215V213H120ZM141 214H143V213H141ZM145 214V213H144ZM181 214V213H180ZM179 214V216H181ZM206 214H207V212H206ZM213 214H215V213H213ZM213 214H211L212 216H213ZM217 214V213H216ZM237 214V213H236ZM49 216V218H51V219H53V220H55L56 222H60V223H55V224H49V225H44L43 227H41L40 225H26L25 223L27 222V220H30V219H37V218H40L41 216ZM107 215H109V214H107ZM117 215V214H116ZM175 215V214H174ZM186 216H187V214H185ZM189 215V214H188ZM199 215L200 214H198V212L197 213H195L194 214V216H192V219H190V220H192L195 224H196V221H197V223L199 224L200 222H202V221H200V219H199ZM204 215V214H203ZM235 215V214H234ZM90 216H91V220H90ZM96 216V217H95ZM110 216V215H109ZM118 216V215H117ZM136 216V215H135ZM169 216V215H168ZM205 216V215H204ZM203 216V217H204ZM207 216V215H206ZM87 217H89V220H88V218ZM92 217H95V218H92ZM97 217H99L98 219H96ZM119 217V216H118ZM132 217H134V216H132ZM140 217V216H139ZM142 217H145V215L144 216H142ZM187 217H189V216H187ZM85 218H87V220L85 219ZM110 218V217H109ZM123 218V217H122ZM125 218H127V217H125ZM131 218V217H130ZM130 218H127V219H130ZM136 218V217H135ZM177 218V217H176ZM190 218V217H189ZM188 218V219H189ZM217 218V217H216ZM219 218V217H218ZM182 219V218H181ZM184 220H185V218H183ZM182 219V220H183ZM65 220L67 221V222H65ZM180 220V219H179ZM206 220H208L207 218H206ZM211 217H210V220H208L207 222L209 223V222H211ZM64 221V223H61V222H63ZM112 221V220H111ZM117 221V220H116ZM178 221V220H177ZM203 221H205V219L203 220ZM220 221V220H219ZM152 222V223H153ZM169 221H167V223H168ZM179 222V221H178ZM178 222L176 223V224H178ZM185 222H186V220H185ZM207 222L206 223H201V227H203L204 226V228H202L200 231L198 230H195L196 228V226L194 227V225H193V227L195 228L194 230H195V232H197L198 233V235H199V233L200 232H203V233H205V232H208V231H211L210 230V228H211V225H210V223L208 224V226H207ZM213 222V221H212ZM217 222V219H216V221L215 222H213V223H216ZM115 223V222H114ZM134 223V222H133ZM151 223V224H152ZM173 222L171 221V224H172ZM187 223H189V222H187ZM186 223V224H187ZM213 223H212V225H213ZM155 224V223H154ZM170 224V223H169ZM169 224H167L168 226H169V228L171 229V227H172V225H173V227L175 226V224L173 223L171 226L169 225ZM185 224V223H184ZM184 224H183V227H184ZM189 224H191V223H189ZM202 224H204L203 226H202ZM114 225V224H113ZM116 225H118V223L116 224ZM119 225H122V223L120 224L119 223ZM126 225V224H125ZM125 225H124V227H125ZM179 225V224H178ZM217 225V224H216ZM223 225V224H222ZM221 225V226H222ZM127 226H128V223H127ZM142 226V225H141ZM145 226V225H144ZM144 226H143V228H144ZM213 226H215V225H213ZM212 226V227H213ZM218 226V225H217ZM220 226V225H219ZM221 226H220V229H222L221 228ZM146 227H148V226H146ZM167 227V226H166ZM182 227V226H181ZM187 227L188 226H186V229L185 228H179L178 230L180 231H189L188 229H187ZM200 227V228H201ZM224 227V226H223ZM226 227L227 226H225V229H226ZM168 228V227H167ZM174 228H176V227H174ZM189 228H191L190 226H189ZM215 228V227H214ZM218 228L219 227H217V228H215V229H217L218 230ZM215 229H214V231H215ZM232 229V228H231ZM227 230V229H226ZM39 231H41L40 232V234L38 233ZM174 231V233H172ZM179 231H177V232H179ZM180 231V232H181ZM193 231V230H192ZM231 231V230H230ZM235 231V230H234ZM249 231V230H248ZM183 232H181L182 234H180L181 235V237H182V235H183ZM223 232V231H222ZM225 232H227V231H225ZM233 232V231H232ZM252 232V231H251ZM186 233V232H185ZM210 233V232H209ZM245 233V232H244ZM189 234V233H188ZM201 234V233H200ZM213 234V233H212ZM219 234V233H218ZM226 234H228V233H226ZM247 234V233H246ZM250 234V233H249ZM249 234L247 235L248 237H249ZM190 235H191V233H190ZM209 235V234H208ZM215 235V234H214ZM221 235H224L223 233L222 234H219V236H221ZM230 235V234H229ZM229 235H227V236H229ZM235 235V234H234ZM233 235V236H234ZM251 235V234H250ZM174 236V235H173ZM185 236V235H184ZM183 236V237H184ZM193 236V235H192ZM191 236V237H192ZM156 237V238H157ZM172 237V236H171ZM194 237V236H193ZM199 237V236H198ZM204 237V236H203ZM235 237V236H234ZM234 237H233V240H234ZM122 238V239H123ZM165 238H168V237H165ZM165 238L163 239V238H160V239H163V241L165 240ZM175 238V237H174ZM189 238V237H188ZM221 238H222V236H221ZM220 238V239H221ZM225 238H226V236H225ZM250 238H251V236H250ZM119 239V238H118ZM121 239V238H120ZM157 239H159V237L157 238ZM176 239H178V238H176ZM185 239H186V237H185ZM185 239H180V240H185ZM192 240H193V238H191ZM197 239V238H196ZM199 239V238H198ZM212 239V238H211ZM228 239V238H227ZM232 239V238H231ZM257 239V238H256ZM188 241L190 240V239H187ZM200 240L201 241H199V242H202V239L200 238ZM223 240H225V239H223ZM223 240H221V242L223 241ZM233 240H232V242H233ZM118 241H120V240H118ZM124 241V240H123ZM167 240H165V242H166ZM170 241L172 242V243H174L171 239H170ZM170 241H167V243H169ZM177 241V240H176ZM179 241V240H178ZM182 241V242H183ZM187 241V242H188ZM203 241H205V239H203ZM220 241V240H219ZM228 241V240H227ZM155 242H157V241H155ZM154 242V243H155ZM159 242V241H158ZM160 242H162L161 240H160ZM159 242V243H160ZM170 242V243H171ZM193 242H195V241H193ZM239 242V241H238ZM259 242V241H258ZM128 243V242H127ZM127 243H126V246H127ZM138 243H136L137 244V246H138ZM164 243V242H163ZM163 243H161V244H163ZM171 243V244H172ZM176 244H178L177 242H175ZM174 243V244H175ZM198 243V242H197ZM196 243V244H197ZM205 243V242H204ZM208 243V242H207ZM206 243V244H207ZM225 243V245H226V242H224ZM223 243V244H224ZM228 243H229V241H228ZM255 243H257V242H255ZM254 243V240H253V244H255ZM120 244V243H119ZM129 244V243H128ZM132 244V243H131ZM135 244V243H134ZM135 244V245H136ZM157 244V243H156ZM175 244V247H177L176 248V250L178 251L179 250V248H178V245H176ZM182 244V243H181ZM184 244V243H183ZM192 244H194V243H192ZM191 244V245H192ZM199 244L200 243H198V245L197 246H199ZM218 244V246H221V244L219 245V242H217L216 243V245ZM237 244H239V243H237ZM259 244H260V242H259ZM133 245V244H132ZM131 245V246H132ZM155 245V244H154ZM160 247H162L163 245H166V244H163L162 246L160 245V244H158ZM169 245V244H168ZM201 245V244H200ZM204 244H202V246H203ZM234 245V244H233ZM242 245V244H241ZM256 245H258V243L256 244ZM256 245H253V247L255 246V247H259V245L258 246H256ZM39 246V245H38ZM122 246H124V245H122ZM144 246V245H143ZM147 246V245H146ZM179 246H182V245H179ZM188 246H190V244L188 245ZM217 246V247H218ZM224 246V245H223ZM238 246H240V245H238ZM118 247H120V246H118ZM128 247H130V246H128ZM133 247V246H132ZM131 247V248H132ZM139 247V246H138ZM145 247V246H144ZM149 247V246H148ZM148 247L147 248H144L145 250L147 249L148 250ZM163 247H165V246H163ZM162 247V248H163ZM170 247V246H169ZM172 247H174V245L172 246ZM174 247V248H175ZM185 247V246H184ZM193 247V246H192ZM191 247V248H192ZM228 247H229V245H228ZM227 247V248H228ZM252 247V245H251V248H253ZM254 247V249H256ZM107 248H109L108 249V251H107ZM136 247H134L133 249H135ZM151 248V247H150ZM149 248V249H150ZM183 248V247H182ZM195 248V247H194ZM191 249V251L193 250V252H194V250L195 249ZM200 250L202 249V248H200V246L198 247ZM204 248V247H203ZM206 248V247H205ZM220 248V247H219ZM222 248V247H221ZM226 248V249H227ZM240 248V247H239ZM128 249V248H127ZM152 249V248H151ZM150 249V250H151ZM154 249V248H153ZM165 249V248H164ZM163 249V250H164ZM170 249V248H169ZM186 248H184V250H185ZM223 249V248H222ZM248 249V248H247ZM253 249V250H254ZM126 250V249H125ZM149 250V251H150ZM156 250V249H155ZM173 250V249H172ZM171 250V251H172ZM175 250V251H176ZM181 250V249H180ZM179 250V251H180ZM183 250V249H182ZM183 250V251H184ZM188 250H190L189 249V247H188ZM203 250V249H202ZM223 250H225V249H223ZM222 250V251H223ZM239 250V249H238ZM252 250V249H251ZM252 250V255L251 256H253L254 254H253V251ZM256 250H258V249H256ZM255 250V252H257ZM116 251V250H115ZM129 251H130V248H129ZM141 251H142V249H141ZM149 251H147L148 253H149ZM165 251V250H164ZM163 251V252H164ZM174 251V250H173ZM176 251V252H177ZM183 251H181L182 253H183ZM213 252V250H210V252ZM221 251V252H222ZM125 252V251H124ZM135 252H137L136 250H135ZM135 252H133L134 254H135ZM151 252V251H150ZM153 252V251H152ZM158 252V251H157ZM192 252V253H193ZM204 252H206V251H204ZM212 252L210 253V254H212ZM217 253H219L218 251H216ZM230 252V251H229ZM238 252H240V251H238ZM249 252V251H248ZM115 253V252H114ZM117 253H119V251L117 252ZM116 253V254H117ZM125 253H128L127 255H129V253L130 252H125ZM138 253V252H137ZM136 253V254H137ZM147 253V254H148ZM160 253V255H159V257L160 256H164V253L162 254L161 252H159ZM168 253H169V250H168ZM167 253V255L168 256H171V255H173V256H175V254H171V252H170V254L171 255H169ZM172 253H174V252H172ZM185 253V252H184ZM191 253V252H190ZM190 253H188V254H190ZM195 253V252H194ZM193 253V254H194ZM215 253V252H214ZM227 253V252H226ZM244 253V252H243ZM258 253V252H257ZM84 254H86V259L84 260V262L83 263H81V257L84 255ZM121 254V253H120ZM141 254H143V252L141 253ZM150 254V253H149ZM152 254V253H151ZM155 254H156V252H155ZM155 254H153L154 255V257H156V258H158V254H156V256H155ZM162 254V255H161ZM195 254H197V253H195ZM216 254V253H215ZM215 254H212V259H211V261L213 260V261H216V262H219L220 261V263H222V264H233L232 263V260L234 259H232L231 261H229V260H227V256L226 255H224V256H220L219 254L217 255H215ZM222 254H223V252H222ZM242 254V253H241ZM246 254V253H245ZM139 255V254H138ZM144 255H146L145 253H144ZM153 255H151L150 257H152ZM178 255V254H177ZM184 255V254H183ZM198 255L200 256V253H198ZM206 255H207V252H206ZM250 254L248 253V256H249ZM258 255V254H257ZM118 256V255H117ZM168 256H165V257H167L168 258ZM190 257L188 258V256L186 257V255H185V257L186 258H184V259H181L180 260V264H194L195 262H196V264H207V263H209V264H211V261L210 260H206V258L205 257H203V258H199V259H197V261H195L194 262V260H195V258L194 257H192L191 256V254L189 255ZM194 256V255H193ZM210 256V255H209ZM208 256V257H209ZM230 256V255H229ZM228 256V257H229ZM244 256V255H243ZM246 256H247V254H246ZM247 256V257H248ZM109 257V256H108ZM148 257V256H147ZM153 257V259H154V261H155V258ZM180 257H181V255H180ZM179 257V258H180ZM184 257V256H183ZM233 256H231V258H232ZM245 257V256H244ZM243 257V258H244ZM129 258V257H128ZM134 258V257H133ZM132 258V259H133ZM137 258V257H136ZM161 258H163V257H161ZM167 258H163V260L164 259H167ZM172 258V257H171ZM251 258L253 259V257H250L249 258V261L251 260ZM259 258V257H258ZM116 259H118V258H116ZM124 259V258H123ZM122 259V260H123ZM127 259V258H126ZM209 259V258H208ZM229 259V258H228ZM236 259V258H235ZM255 257H254V262L253 263H255ZM6 261L5 263H2L3 261ZM24 260H26V259H24ZM130 260V259H129ZM150 260V262L149 263H151V264H154V263H152V258L151 259H149ZM159 260H161L162 261V259H159L158 258V260L156 259V262H161V261H159ZM171 259L169 258V261H170ZM248 260V259H247ZM246 260V261H247ZM257 261H258V259H256ZM119 261H121V260H119ZM133 261V260H132ZM135 261V260H134ZM146 261V260H145ZM235 260H233V262H234ZM29 262V261H28ZM123 262H125V264H126V262L127 261H123ZM122 262V263H123ZM139 262H141V263H143L142 262V260L141 261H139ZM163 263H165L164 261H162ZM167 262V261H166ZM172 262H173V258H172V261H170V264H172ZM121 263V262H120ZM131 264L132 263H134V262H130ZM157 263V264H158ZM162 263V264H163ZM168 263V262H167ZM176 262L174 261V264H175ZM179 263V262H178ZM235 263V262H234ZM258 263V262H257ZM128 264V263H127ZM140 264V263H139ZM145 264H147V263H145ZM160 264V263H159ZM166 264V263H165ZM169 264V263H168ZM177 264V263H176ZM215 264H217V263H215ZM259 264V263H258Z\"/></svg>",
  "mask_w": 264,
  "mask_h": 264
}]
</instances>
